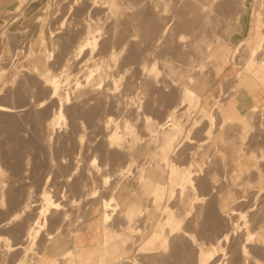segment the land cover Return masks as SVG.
Instances as JSON below:
<instances>
[{"label":"bare ground","instance_id":"obj_1","mask_svg":"<svg viewBox=\"0 0 264 264\" xmlns=\"http://www.w3.org/2000/svg\"><path fill=\"white\" fill-rule=\"evenodd\" d=\"M75 1H77V0H75ZM95 1H98V0H92L91 1V3L93 4ZM107 1V0H106ZM122 0H108V2H106L107 4L109 3L110 5V9L112 10H115L116 12L119 10L121 13H122V8L123 7H121L122 6V3H124V2H121ZM124 1V0H123ZM134 2H135V0H133ZM133 1H131L130 2V4L131 3H133L134 4V2ZM137 1V0H136ZM175 1V0H174ZM186 1H188V0H186ZM190 1V0H189ZM187 2V3H190V2ZM218 1L219 0H193L191 3H190V6L192 7V5H193V7L191 8V7H189L190 8V11H189V8H188V11H187V7H185L184 9L182 8V6L181 5H179L181 2H184V4L186 3L185 1H182V0H179V1H177L176 2V4H178V2H180L178 5H177V7L181 10L182 9V11H184V10H186L187 12H192L194 15H191V16H193V17H191L190 15H188L187 14V12L186 11H184V12H177L178 13V15L180 14L181 15V17L180 18H183V17H185V16H182L183 15V13H185L184 15H187V16H190L191 18H189V17H187V18H185L184 20L182 19H180V21L178 20V22L174 25L173 23H172V20H173V16L171 17V16H169L168 14H167V12L168 11H166L167 9H168V5H166L167 4V2H168V0H150V2L152 3V5H151V10L150 9H148V7H146L145 8V4H144V2L146 3V4H148L147 2H148V0H146V1H144V0H138V2L136 3L135 2V4H139L138 5V7H137V5H133V6H136L138 9H137V12H136V8H134L135 10H131V12L133 11V14H135V15H137V16H135L136 18H138V17H141V18H143L144 20V26H145V31L144 30H142L143 28L142 27H144V26H142V20H141V18L139 19V20H141L140 22L138 21V24H139V26H138V28H139V30L137 29V31L135 32V34L139 31L140 32V30H141V33H142V31L143 32H145V36L144 37H146L145 39H143L142 37H141V35L139 34L138 36H140L141 37V39H139L138 38V36H137V38L139 39V41L140 40H144V42H146V44H150V45H152L153 43L151 42V38L153 39L154 38V36L153 37H151L154 33L155 34H158V32L156 33V30L157 29H159L158 31H159V35L158 36H156V38H154L153 40L155 41V43H154V45H155V47L157 46L158 48H159V44L163 41L164 43H162V44H164L165 45V47H167V48H169V50L168 49H166L165 47H163L162 45V51L160 50V49H158V48H153L152 46H150V47H148L149 45H147L146 47H148L149 49H146V50H149V51H147V54L144 52V51H146V50H144V47H143V45L145 44L144 42H143V45H140L142 48H143V52H141L140 50H138V51H140L141 53H145V55H148V56H151L153 53V57H152V59L151 60H149V59H147L145 56H144V54L142 55V56H144L143 58H144V61L143 60H141V62L139 61V63H142L141 65L142 66H140V64L139 63H134L133 65H134V68H135V71H137V72H135V74H133L131 77L129 76V78L130 79H127V82H126V84L124 83V88L123 89H121L122 87H121V85H120V87H117L118 86V84H121L120 82H119V80L121 79L119 76L120 75H118V80L116 79V81H118L119 83H115L114 84V86H111V83H112V85H113V80H112V82L111 83H109L110 84V87H112L113 89L111 90V91H109V90H107L108 89V87H105V86H107V85H105L104 84V82H103V87H105V88H107L106 89V91L104 90V89H102V90H104V91H100V87L102 86V79H103V77L105 78V73L108 71H106V69H105V66H106V64H108V60H106L105 59V57L104 58H101V60L99 59V61L98 62H96V65H97V67L96 68H91V69H89V77H88V80H90V78H93L94 79V76H96V86L94 85V87L92 88L91 87V91L93 92H91L92 93V96L91 97H89L85 102L89 105L90 104V102H91V105H87L86 103V106H81L82 104H83V102L81 103V105H78L77 104V102H74V103H76L75 105H74V103H72L71 102V98H70V96H69V94H68V92H67V94L65 95V97H63V98H59V105H58V107H57V109L55 110V112L54 113H52V116H50V118H49V121H48V127H49V130H50V133H47L48 135H49V140H52V138H54L53 137V135H55L54 134V132L56 131V129H57V127H61L62 126V124H66V120H67V117L69 116H67V117H65L66 115L64 114L65 112V110L66 109H64L63 108V106H65V105H67L68 103H69V100H70V102H71V104L73 105V106H70L69 107V105H67V106H65V108L67 107L68 108V113H70V118H72V117H74V121L71 119V121H72V126L70 127L72 130H71V132H70V134H71V136H70V134H69V138L67 139L68 141L70 140L71 141V143H72V141H75V147H77L76 149H77V154L76 155H74V161L72 160V162H75L73 165H74V167H73V165H72V162H71V165H72V168H69V170H68V165L70 164H64V168H63V170H66L67 172L65 173L64 172V174H60V172L58 171V176L56 175V177L57 178H59L60 177V175L61 176H63V178H62V180H63V182L61 183V182H59L60 184H62V185H60V184H58V181H57V184L58 185H60V186H58V188L59 189H57V190H52L53 191V193H52V191H51V189L52 188H54V186L50 189L49 187H50V185L52 186V184H49V181H53V180H51V178L53 179V177H52V174L51 173H55V171L53 172V170H52V172H47V175L45 174V177H44V179H45V181H44V179H43V181H44V188L42 187V191L40 192V191H38L39 193H40V199L39 200H37V199H33V194L31 193V189L29 190L28 188L30 187H26V189L25 188H22V185H18V186H16L15 185V182H11V181H7L6 179H7V177H6V174L7 173H5L6 171H4L5 169L4 168H6V166L3 168L2 166L4 165H1L2 164V162H0V169H3V170H0V174H3L6 178H5V180H4V178H3V182L2 183H0V208L1 207H7V209L8 208H10V210L11 211H9V209L7 210V212L9 211V213H7V214H9V218H6V219H8V223L11 221H13V220H15V219H17L18 217L20 218V216L22 217V215H26L29 211H30V209L33 207V206H36V204L38 205L37 206V208L36 209H38V210H36L37 212H36V214H34L35 216L32 218V221H30L29 219H28V221H30V222H28V223H26V225H27V229L25 230V228L24 229H22L23 230V232H24V230H25V234H24V236H25V241H21V248L22 249H20V251H21V255H20V258L19 259H17V261L14 263V264H34V261H35V259L37 260L36 261V264H96V262L94 261V259L95 258H99L100 259V263L101 264H109L108 263V260L107 259H105L103 256H97V255H92V256H86V257H83L82 255H81V253H79V251H83V249H84V247H85V244L86 243H90V244H94L96 241H98L99 240V238H100V236H98V233H92L91 234V236H90V240L89 241H86V240H88L87 239V235H86V230L84 231L83 230V232H80L79 230H75L74 231V233H73V236H70V235H68V234H66L65 233V231L66 230H68V229H70L69 227L71 226V225H74V224H72V217H71V213L73 212L72 210V207L74 208V206H79L81 203H83V201H85L86 199L88 200V199H90V198H93V200L94 199H96L97 198V196H100L102 193H101V190H99V188L101 187H99V185L97 184V180H96V176H95V174L97 175V174H100V176H102L103 177V182H101V183H104L105 185L107 184V183H112L111 182V175H114V173L112 174L111 173V170L113 169V171H114V169L115 168H117V167H119V163H120V161H122V160H124V158L125 159H129V161L130 160H133V161H135L134 160V158H135V155L131 152V149L132 148H135L136 146L137 147H139L140 145L138 144V145H136V146H127L128 145V143L127 142H129L128 140H127V136H126V134L127 133H129L131 136H130V141H132V140H137L138 141V139H139V136L137 135V134H135L134 133V129H137V127L138 128H140L139 127V124L137 125V127L135 128L134 126H133V124H131V123H134V125H135V120H134V122H131L130 123V121H132V120H130L128 117L131 115L130 113H131V108H132V106H133V108H136V110H135V112L137 111V112H139L138 114L139 115H141L142 113H144V114H146V113H148L149 112V110H151V108H152V105H153V107H155V106H157V104H159V102H161V100L163 99V98H165L167 95L165 94V91L164 90H168V88L170 87V86H173V85H177L178 87V90H179V95H180V97H179V101L177 102V103H175V100H176V98L178 99V96L176 95V92H174V91H172V93H171V95L170 96H173L171 99H173L174 98V96L176 97L175 99H174V103L172 104V103H170L169 105H173V106H171V108L169 107V106H167L168 108H170V109H168V108H165V109H167V110H169V111H167L166 113V115H165V117H164V119L163 120H157V121H159V124L157 125V128H156V130H153L149 125H148V121L152 118H154L155 117V115H153L151 118H150V112H153V110L152 111H150L148 114L149 115H146V118H147V123H145V128H146V130L148 131V133H149V137H147V140H146V145H147V147L150 149V152H151V155H150V157H148V159H146L143 163H141L140 165L138 164L137 166H136V168H128V167H126L125 168V170L123 171V173L125 174V176L126 177H130V179L128 180L129 182L130 181H133V182H135L136 184H137V186L135 185V188H134V190L133 191H131L130 192V194L131 195H133V194H136V193H139V192H141V191H143L144 190V194H145V196H146V199H145V201H144V203L142 204V205H132V207H130V208H128L127 209V211H126V213H124V216H125V225L127 224L131 229H134V230H136V226H137V228H138V225H136L137 224V221L139 222V220L140 219H142V217H141V215L142 214H144V220H143V222H144V224H146V222H150V221H148V219H150V211H151V209L153 208V209H161V210H164L165 212H166V214H165V223L167 224V229H166V232H167V234H164V233H162V232H159V231H154L153 233H152V237L149 239V241H148V243L146 244V246L145 247H140L139 248V251H137V253H141V252H144V249H146V248H149V246L150 245H155L154 243H156V241H159V245H161V249L163 250V251H166V249H167V247H168V243H169V237H171V236H173V235H178V236H180L179 234H183L184 236L186 235L187 237H189V240H191V243L193 244V245H196L197 246V251H196V256H197V261H196V264H210L209 262H213L214 260V257L218 254V255H220V257L218 258V259H222L221 261V263L220 264H264V140H262L263 139V137H262V139L261 138H259V141L258 142H260V144L259 143H257V139H255V138H257V136H256V134H252L253 132L252 131H250V129H252L251 127H253L254 125H253V123H255V122H253L252 121V118H254L253 116H255L256 117V115H255V113L258 111L259 113H261L262 115H263V119H262V121H263V124H264V98H262L263 96H264V74L263 75H258L259 77H258V80H246L245 78H243V72H242V70H236V74H235V78H236V83H234L235 85L236 84H238L239 86H238V89L237 90H241L240 92H239V94H238V96H233L232 98H230V99H228L229 98V96H230V92L227 94V100H226V102L224 103V104H220V105H222V107L219 105V103L218 102H220V100H221V95H223L224 94V92H225V90H223V86L221 85H219V87L217 88V89H219L218 90V92H217V90H216V92H215V94H213V90L211 89V87H212V85H213V83H212V80H214V79H212V78H210V76H209V78L208 79H205V80H199V79H197L198 78V74L199 73H202L203 71H209V70H211V69H209L211 66H213V64H214V67H215V69H216V72H217V75L218 74H220L221 73V66H218V65H215V61L216 60H220V58L221 57H225V59H226V57H228L229 56V54H228V50H229V48H231V43H229V41H228V38H227V36H226V38L224 37L225 36V34H221V33H219L220 32V30L218 31V32H216V34L214 35L215 37L214 38H212L213 37V33H215V32H212L211 33V28H213V27H216V23H214L215 24V26H213V23H212V21L214 20L213 18L214 17H216V15L215 16H213V18H212V16H207V14H206V11H208L209 12V14L208 15H210L211 14V12H213L214 11V9H216L217 7L216 6H214L216 3H218ZM222 2H223V0H221ZM70 2V1H69ZM72 2V1H71ZM70 2V3H71ZM74 2V1H73ZM99 2H100V0H99ZM99 2H97V3H99ZM103 2V1H102ZM164 2V3H163ZM220 2V1H219ZM221 2V3H222ZM232 2H234V0L232 1ZM256 2V6H257V8H259V10H263L264 9V0H256L255 1ZM55 3V2H54ZM87 3V2H86ZM90 2H89V4H91ZM129 3V2H128ZM171 3H173V1L171 2ZM193 3V4H192ZM215 3V4H214ZM235 3H237L236 1L233 3V4H235ZM72 4V3H71ZM88 4V3H87ZM96 4V3H95ZM100 4V3H99ZM127 4V3H126ZM169 5H170V2L168 3ZM175 4V3H174ZM192 4V5H191ZM64 5V4H63ZM102 5V4H101ZM124 5V4H123ZM149 5V4H148ZM187 5V4H186ZM217 5V4H216ZM219 5L220 4H218L217 6L219 7ZM232 5V3H231V1L229 0H226V2H225V0H224V2H223V4H221V6L220 7H222L221 8V11H223L224 9H226V12H227V10H229V9H231L230 8V6ZM240 7H241V10L239 9V12L237 11V15L238 14H240V12L243 10L244 11V8H246V6H244V4H243V0H241V4H238ZM66 6V5H65ZM68 6V5H67ZM66 6V7H67ZM69 6H71V5H69ZM82 6V5H81ZM80 6V7H81ZM90 6V5H89ZM92 6V5H91ZM97 6V5H96ZM104 6V5H103ZM132 6V5H131ZM147 6V5H146ZM181 8H180V7ZM187 6H189V4L187 5ZM233 6V5H232ZM236 6V5H235ZM65 7V8H66ZM72 7H73V5H72ZM93 7V6H92ZM105 7H106V4H105ZM126 8L128 7V6H125ZM149 7H150V5H149ZM171 7V6H170ZM169 7V8H170ZM174 7H175V5H174ZM216 7V8H215ZM220 7H219V9H220ZM87 9H89L88 7H86ZM98 8V7H97ZM107 8V7H106ZM128 8H130V7H128ZM176 8V7H175ZM234 8V7H233ZM63 9V8H62ZM68 8H66V10H67ZM75 9V8H74ZM84 9V8H83ZM96 9V8H95ZM125 8H123V11L124 12H126L125 10H124ZM178 9V10H179ZM69 10H71V8L70 9H68V12H69ZM73 10V9H72ZM71 10V11H72ZM92 10V9H91ZM99 10V9H98ZM110 10V11H111ZM232 10H234V9H232ZM237 10V9H236ZM76 11V9L73 11V12H75ZM88 11V10H87ZM93 11H95V10H93ZM155 11H158V15H157V13H155ZM161 12V16L160 17H164L166 14L168 15V17L166 16V17H164V18H161V19H163L162 21H161V19H159V14H160V12ZM177 11V10H176ZM194 11V12H193ZM220 11V10H219ZM230 11V10H229ZM255 11V10H254ZM64 12H65V9H64ZM115 12V13H116ZM131 12H129V13H131ZM135 12V13H134ZM216 12H217V14H218V11H217V9H216ZM216 12H213L214 14L216 13ZM224 12V11H223ZM225 12V13H226ZM232 12V11H231ZM235 12V11H234ZM11 13V12H10ZM70 13V12H69ZM86 13V12H85ZM88 13V12H87ZM97 12H95V14H96ZM99 13V12H98ZM101 13V12H100ZM108 13H109V10H108ZM117 13H119V12H117ZM126 13H128V12H126ZM126 13L123 15V13H122V15L121 16H119L118 14H117V16H119V17H121L122 18V16L124 17V19L126 20V19H129V18H127V17H130V16H127L126 15ZM128 13V14H129ZM177 13H175L174 14V16L177 14ZM182 13V14H181ZM192 13H190V14H192ZM212 13V14H213ZM220 14H222L221 12H219ZM228 13V12H227ZM65 14V13H64ZM64 14H63V16H64ZM68 14V13H67ZM72 14V13H71ZM76 14V13H75ZM74 14V15H75ZM110 14H112L113 15V13L111 12ZM120 14V13H119ZM132 14V13H131ZM130 14V15H131ZM206 14V15H205ZM229 14V13H228ZM263 14V13H262ZM10 15V14H9ZM70 15V14H69ZM82 15V14H81ZM87 15V14H86ZM89 15H91V14H89ZM106 15H108V14H106ZM115 15V14H114ZM125 15L127 16V17H125ZM164 15V16H163ZM173 15V14H172ZM201 15H203V16H205L206 18L207 17H209L210 19H212V21L211 20H209V21H211V23L212 24H209V25H212L213 27H211V28H209V26H208V30L210 29V31H207V30H202V29H199V28H201L202 26V28L204 29V28H206L207 27V25H206V23L204 22V17L203 16H201ZM230 15V14H229ZM132 16V15H131ZM200 16H201V18H202V20H203V24H202V21H201V18H200ZM221 16H223V14L221 15ZM226 15H224V17H225ZM232 16V15H231ZM66 17V16H65ZM75 17V16H74ZM77 17H78V14H77ZM76 17V18H77ZM83 17V16H82ZM86 17V16H85ZM84 17V18H85ZM92 17V16H91ZM133 17H134V15H133ZM223 17V18H224ZM227 17H229V16H227ZM227 17H226V20H229V19H227ZM234 17V16H233ZM11 18H13V17H11ZM10 18V19H11ZM116 18H118V17H116ZM136 18H130V19H136ZM177 18H178V16H177ZM176 17H175V19H177ZM199 18H200V21H201V27L199 26V22H198V20H199ZM217 18V17H216ZM220 18V17H219ZM222 18V20H225V19H223ZM230 19L232 18V17H229ZM9 19V20H10ZM59 20H60V18H58ZM71 19V18H70ZM89 19V18H88ZM95 19H96V17H95ZM119 19V18H118ZM124 19H122L121 21H122V23H123V20ZM130 19H129V22L131 23V21H130ZM137 19V20H138ZM218 19V18H217ZM217 19H215L216 20V22L217 21H220L221 20V18H220V20H217ZM239 19V18H238ZM260 19L261 20H263V18H261L260 16H259V21H257V23H256V25H255V32L249 37V38H246V40L244 41V46H242V48H240V47H235V55H236V57H235V60L234 61H232L233 62V64L235 65V64H241V65H243V63H244V61L245 60H247L248 59V56H249V58H250V70H252L253 68H255L256 66H258L257 68H260V69H262V71H263V73H264V59L262 58V56H263V54L261 53L262 51V47H263V43H264V28L262 27V24H263V21H261L260 22ZM4 20H5V18H4ZM6 20H7V18H6ZM5 20V21H6ZM58 20V21H59ZM65 20V19H64ZM83 20V19H82ZM86 20V19H85ZM93 20V19H92ZM97 20V19H96ZM207 22H209L207 19H205ZM8 21V20H7ZM75 21V20H74ZM98 21V20H97ZM116 21H118V20H116ZM120 21V22H121ZM128 21V20H127ZM161 21V22H160ZM177 21V20H176ZM254 21V20H253ZM9 22V21H8ZM56 22V21H55ZM69 22H71V21H69ZM84 22V21H83ZM82 22V23H83ZM126 22V21H125ZM128 22V23H129ZM214 22V21H213ZM232 22V21H231ZM234 22H235V20L233 21V23L231 24V26L233 25V27H234V25H236V24H234ZM68 23V22H67ZM75 24H76V22H74ZM81 23V24H82ZM90 23V22H89ZM128 23L126 22V24H127V26L128 27H126V26H124V28L126 27V30H127V32L128 31H132L133 29V26H136V22L134 23V25H132L131 27V30L129 29H127V28H129L130 27V23H129V25H128ZM160 23H161V26H160ZM219 23V22H218ZM217 23V24H218ZM226 23V22H225ZM242 23V22H241ZM244 23V22H243ZM59 24V23H58ZM78 24V23H77ZM80 24V25H81ZM113 24V23H112ZM115 24V23H114ZM120 25H121V23H119ZM118 24V25H119ZM126 24H122V26L123 25H126ZM132 24V23H131ZM137 24V25H138ZM220 24H224V22L222 23V22H220ZM219 24V25H220ZM228 24H230V21H229V23ZM42 25V24H41ZM57 25V24H56ZM72 25V24H71ZM89 25V24H88ZM97 25V24H96ZM105 25V24H104ZM116 25H117V23H116ZM115 25V26H116ZM118 25H117V27H118ZM219 25H217V27L219 26ZM224 25H227V24H224ZM239 25H241L240 23H239ZM66 26V25H65ZM68 26V25H67ZM70 26V25H69ZM87 26V25H86ZM110 26V25H109ZM109 26H107V27H109ZM112 26V25H111ZM222 26V25H221ZM230 26V27H231ZM4 27V26H3ZM52 27V26H51ZM57 27H58V25H57ZM60 27H61V25H60ZM113 27V26H112ZM115 27V29H120V28H123V27ZM137 27V26H136ZM136 27H134V28H136ZM224 27V26H223ZM222 27V28H223ZM227 27V26H226ZM225 27V28H226ZM232 27V28H233ZM242 27H243V25H242ZM62 29H63V26L61 27ZM82 27H80V29H81ZM86 28V27H85ZM84 28V29H85ZM88 28V27H87ZM89 28H91L90 26H89ZM103 28V27H102ZM124 28H123V30L122 29H120V31H121V36H123V37H121V38H124V35L125 34H123L122 35V33H124L123 31H125V33H126V30H124ZM219 28V27H218ZM221 28V27H220ZM225 28H223V29H225ZM236 28V27H235ZM44 29V28H43ZM66 29V28H65ZM108 29V28H107ZM110 29H111V27H110ZM113 29H114V27H113ZM112 29V30H113ZM115 29L113 30V31H115ZM198 29L200 30V32L198 31ZM214 30L216 29L217 30V28H213ZM222 29V30H223ZM244 29V28H243ZM51 30H52V28H51ZM56 30V29H55ZM70 30V29H69ZM68 30V31H69ZM86 30V29H85ZM90 30V29H89ZM92 30V29H91ZM214 30H212V31H214ZM234 30H237V28L236 29H234ZM238 30L240 31V28H238ZM59 31H61V30H59ZM59 31H58V33H59ZM82 31V30H81ZM93 31V30H92ZM92 31H89V32H87V33H89V35L83 40V41H80V43L79 44H77V43H75V44H77V46L75 47V49H76V56H81L84 52H85V49H87L88 47L87 46H90V45H92V46H95L96 44H97V37H96V35L94 34V32H92ZM96 31V30H95ZM119 30H118V32H120ZM43 32V31H42ZM51 32V31H50ZM62 32V31H61ZM70 32V31H69ZM79 32H80V30H79ZM83 32V31H82ZM104 32H105V30H104ZM117 32V33H118ZM138 32V33H139ZM211 33V34H209V35H212V37L210 36V37H208L209 35L207 34V33ZM17 33V32H16ZM23 33L24 32H22V35H23ZM32 33V32H31ZM54 32H52V34H53ZM63 33V32H62ZM61 33V34H62ZM73 33V32H72ZM86 32H84L83 34H85ZM105 33H107V31L105 32ZM104 33V34H105ZM112 33H114V32H112ZM115 33H116V31H115ZM116 33V34H117ZM129 33V32H128ZM127 33V34H128ZM132 33V32H131ZM196 33H200V34H196ZM21 34V33H20ZM27 34V33H26ZM25 34V35H26ZM51 34V35H52ZM67 34H68V32H67ZM66 33H65V35H67ZM79 34V33H78ZM78 34H76L77 35V37H78ZM108 34V33H107ZM125 35V36H129L130 34H128V35ZM134 34V32H133V34L132 35H135ZM176 34L178 35V37L176 38L177 39V44H174V42H176V40L175 41H173L174 40V36L173 35H175L176 36ZM15 35V34H14ZM13 35V36H14ZM42 35V34H41ZM56 35H58V34H56ZM56 35H54V36H56ZM64 35V36H65ZM68 35H70V34H68ZM75 35V36H76ZM80 35H81V33H80ZM87 34H85V36H86ZM102 35H103V33H102ZM21 36V35H20ZM29 36V35H28ZM61 36H63V35H61ZM60 36V37H61ZM71 37L73 36V35H70ZM74 36V37H75ZM111 36V35H110ZM110 36H109V38H110ZM119 36V34L117 35V38H119L118 37ZM169 37V38H167V37ZM188 36H189V38H188ZM194 36V37H193ZM9 37H10V35H9ZM8 37V38H9ZM24 37V36H23ZM52 37V36H51ZM58 37H59V35H58ZM67 37L68 36H66V40H67ZM106 37V36H105ZM115 37H116V35H115ZM135 37V36H134ZM12 38V37H11ZM56 38V37H55ZM69 38L70 37H68V42L70 41L69 40ZM82 38V37H81ZM80 38V39H81ZM84 38V37H83ZM100 38V37H99ZM103 38H104V36H103ZM112 38H114L113 37V35H112ZM112 38H110V39H112ZM117 38L115 39V40H117ZM120 38V39H121ZM128 38H130L128 41H133V42H136L135 40H133V37H131V36H129ZM127 38V39H128ZM132 38V39H131ZM165 38V39H164ZM62 39H63V37H62ZM79 39V38H78ZM125 39H126V37H125ZM126 39V40H127ZM137 39V40H138ZM227 39V43H225L226 40ZM45 40V39H44ZM53 40V39H52ZM59 41V40H61V39H56L55 40V42L56 41ZM71 40H74L73 38L71 39ZM100 40V39H99ZM107 40V39H106ZM126 40H124V42H122L123 43V45H122V43H121V45H122V48H123V46L125 45V44H127V43H129L128 41L125 43V41ZM152 40V41H153ZM21 41V40H20ZM24 41V40H23ZM57 41V42H58ZM62 41V40H61ZM79 41V40H78ZM101 41H102V39H101ZM111 41V40H110ZM110 41H109V43H110ZM118 42H119V40H117ZM121 41H123V40H121ZM139 41H138V44L137 43H133V45L131 44V47L133 46L134 47V45H137L138 47H139ZM225 41V42H224ZM46 42V41H45ZM64 41H62L61 42V45H62V43H63ZM66 42V41H65ZM103 42V41H102ZM112 43L113 42H116V41H111ZM219 42H222V45H220V46H218V49L216 50V51H214L213 52V49L215 48V45H216V43H219ZM53 43V42H52ZM59 44H60V41L58 42ZM67 43V42H66ZM71 43V42H70ZM73 43V42H72ZM99 43V42H98ZM105 43H107V41L105 42ZM108 43V46L110 47V44ZM125 43V44H124ZM140 43H142L141 41H140ZM54 44V43H53ZM55 44H57V43H55ZM100 44V43H99ZM113 44H115L116 45V43H113ZM118 44H120V43H118ZM229 46H228V45ZM238 44V43H237ZM64 45V44H63ZM104 45V44H103ZM102 45V46H103ZM121 45H117V48L119 49L120 48V46ZM30 46V45H29ZM32 46V45H31ZM54 46V45H53ZM72 46V45H71ZM137 46L135 47V48H137ZM160 46V47H161ZM189 46V47H188ZM65 47H68V45L66 46V44L64 45V48ZM87 47V48H86ZM108 47V48H109ZM111 47H114V49H116L115 48V46H111ZM125 47H127L126 49H128L127 51L129 52L130 50H129V47H130V44H129V46L128 45H125ZM131 47H130V49H131ZM132 47V50L129 52L130 54L128 55V56H125L126 54H125V52H126V50H125V48H124V50H120V51H118L117 49H116V51H113L112 49V51L111 52H113L112 53V58H114V59H119V58H121L122 57V55H124L123 57H122V59H124V57H129L128 59L130 60L131 58H133V59H135L137 62H138V60H140V58H141V53L139 54L138 53V51H137V49L135 50L134 48ZM151 47L155 50V51H157V53L155 54V52L153 51V53H151ZM188 47V48H187ZM191 47V48H190ZM233 47V46H232ZM54 48V47H53ZM59 48H60V45H59ZM63 48V47H62ZM62 48H61V51H62ZM72 48V47H71ZM94 48V47H93ZM66 49V48H65ZM74 49V50H75ZM95 49V48H94ZM139 49H141V48H139ZM164 49V50H163ZM166 49V50H165ZM64 50V49H63ZM67 50V49H66ZM73 50V49H72ZM89 50V49H88ZM91 50V49H90ZM160 50V51H159ZM169 51V52H167L166 53V51ZM245 50H247L248 52H247V54L245 53ZM58 51V50H57ZM60 51V50H59ZM98 51V50H97ZM124 52V54L123 53H121L120 54V52ZM166 53H164V52ZM264 51V50H263ZM46 52H48V51H46ZM69 52V51H68ZM93 52H95L94 50H93ZM127 52V53H128ZM41 53V52H40ZM39 53V54H40ZM61 53V52H60ZM69 53H71V52H69ZM98 53H100V52H98ZM101 53H102V51H101ZM100 53V54H101ZM164 53V54H163ZM169 53V54H168ZM90 54V53H89ZM92 54H94V53H92ZM91 54V55H92ZM95 54H96V52H95ZM120 54V56H119V58H118V55ZM168 54V55H167ZM261 54H262V56H261ZM42 55H44V54H42ZM109 55V56H110ZM138 55H140V58H139V56ZM34 56H35V54H34ZM46 56V55H45ZM135 56L137 57L138 56V60L135 58ZM84 57V56H83ZM86 57V56H85ZM89 57H90V55H89ZM95 57V56H94ZM100 57V56H99ZM101 57H102V55H101ZM108 57V56H107ZM106 57V58H107ZM232 57V56H231ZM34 58V57H33ZM88 58V55H87V57H86V59ZM91 58V57H90ZM98 58V57H97ZM143 58H141V59H143ZM108 59V58H107ZM127 59V58H126ZM126 59H124V60H126ZM69 60H70V57L68 56L67 57V59H66V61H65V64L64 65H66L67 66V64H68V62H69ZM93 60V59H92ZM94 60H97L96 59V57H95V59ZM123 60V61H124ZM129 60H128V62H129ZM134 60V61H135ZM108 61V62H107ZM120 61V60H119ZM122 61V63H124ZM132 61V60H131ZM135 61V62H136ZM226 61H227V59H226ZM128 62H127V60L125 61V63L124 64H128ZM48 63V62H47ZM118 63H120V62H118ZM94 64V63H93ZM111 64V63H110ZM126 64V65H127ZM131 64H132V62H131ZM130 64V65H131ZM135 64H136V66L137 65H139V67H135ZM33 65H35L34 64V62H33ZM122 65V64H121ZM132 65V66H133ZM111 66V65H110ZM120 66V65H119ZM34 67V66H33ZM117 68V67H116ZM119 68V67H118ZM122 68H123V66H122ZM244 68V67H243ZM242 68V69H243ZM36 70L37 69V71H39V74H40V78L42 79V82H43V84H45V85H49L51 88H50V92H51V94H50V96L51 97H54V96H56V94H58L59 93V91L61 90L60 88L62 87L63 88V86H61V80H59V78H58V76L56 75V74H53L52 72H51V70H43V71H40V70H38V68H33V70ZM131 69V68H130ZM137 69V70H136ZM207 69V70H206ZM209 69V70H208ZM228 69V68H227ZM34 70V72H37V71H35ZM95 70H96V73H95ZM125 70V69H124ZM127 70V69H126ZM129 70V69H128ZM132 70V69H131ZM195 70H198L199 72L196 74L195 72ZM230 70V69H229ZM110 71V70H109ZM133 71V70H132ZM130 72V71H129ZM213 72V71H212ZM227 72V71H226ZM15 73V72H14ZM33 73V72H32ZM122 73H124V72H122ZM127 73V72H126ZM133 73H134V71H133ZM205 73V72H204ZM247 73V72H246ZM36 74H38V73H36ZM107 74H108V72H107ZM167 75V77H168V80L169 81H166V79H167V77H166V79H165V77H163V75ZM11 75V74H10ZM13 75V74H12ZM34 75V74H33ZM109 75H110V77H111V74H110V72H109ZM116 75H117V73H116ZM129 75H131L130 73H129ZM206 75V74H205ZM221 75H223V73L221 74ZM245 75V74H244ZM17 76H18V72L16 73V75H15V77L13 78V80H15L16 81V78H17ZM107 76L108 75H106V78H107ZM112 76H115V73H114V75L112 74ZM125 76V75H124ZM212 76V75H211ZM36 77V76H35ZM123 77V76H122ZM106 78H105V82H106ZM124 78V77H123ZM126 78V77H125ZM213 78H214V75H213ZM222 78V77H221ZM233 78V77H232ZM235 78H233V79H235ZM10 79V78H9ZM19 79V78H18ZM33 79H34V77H33ZM112 79H114L113 77H112ZM134 79V80H133ZM13 80H11L12 82H13ZM122 80V79H121ZM138 80V81H137ZM35 81V80H34ZM107 81H109V79L107 80ZM115 81V82H116ZM228 81H230V80H227L226 82H228ZM25 82V81H24ZM138 83L137 84V87H135L136 86V84L135 83ZM225 82V83H226ZM233 82V81H232ZM232 82H230V83H232ZM39 83V82H38ZM78 83V82H77ZM89 83V82H88ZM90 83H92V82H90ZM89 83V84H90ZM107 83V82H106ZM107 83V84H108ZM208 83L210 84L211 83V87H209L208 86ZM225 83H222L223 85L225 84ZM13 84V83H12ZM23 84V83H22ZM21 84V85H22ZM94 84V83H93ZM135 84V85H134ZM161 84H164V87L163 88H161L162 86H161ZM203 84V85H202ZM35 85V84H34ZM37 85V84H36ZM226 85V84H225ZM224 85V86H225ZM227 85H229V87H231L230 86V84H228L227 83ZM226 85V86H227ZM234 85V86H235ZM89 86V85H88ZM79 87H81V83L79 82L77 85H76V89H78ZM82 87H84V86H82ZM167 87V88H166ZM175 87V86H174ZM172 89H173V87H171ZM176 88V87H175ZM226 88V87H225ZM231 88H233V86L231 87ZM60 89V90H59ZM79 89H81V88H79ZM261 89V90H260ZM17 90V89H16ZM63 90V89H62ZM86 90V89H85ZM97 90H99V91H97ZM131 90H133V91H135V94L134 95H130L131 93H130V91ZM227 91H228V89H226ZM80 91H83V90H80ZM79 91V94L77 95L76 93H74V94H76V98H77V96H79V95H83L84 94V92L86 93V91H84V92H80ZM97 91V92H96ZM107 91H109L110 92V94H111V98H112V96H114V95H118V97L117 96H115L116 98H114V100L112 99L111 101H114V103H113V105L110 103V99L108 98V96L110 97V95H109V93H107ZM170 91V90H169ZM232 91H233V89H232ZM236 91V90H235ZM16 92V91H15ZM21 92V91H20ZM61 92V91H60ZM74 92V91H73ZM76 92V91H75ZM78 92V91H77ZM88 92H89V90H88ZM94 92L96 93V95L94 94ZM234 92V91H233ZM91 93H88V94H90L91 95ZM120 93L121 94H123V98L125 99L124 100V103L126 104H124V111H125V109H130V110H126L128 113H129V116H128V114H127V118L126 119H124L125 117L123 116V120H124V122H122V124L121 123H119V117L121 116H119L118 118H114V117H116V115L113 117V114L111 113V114H108V113H110V112H106L107 113V115H104L105 116V118L104 117H102L103 116V114H102V116L99 114V113H103V111L106 109V108H108V105H111V107L112 106H114L115 107V102H116V104L117 105H119L120 104V102H122L123 100L121 99V97L119 96L120 95ZM130 93V94H129ZM167 93V92H166ZM225 93H227V92H225ZM237 93V92H236ZM23 94V93H22ZM21 94V95H22ZM64 94V93H63ZM62 94V95H63ZM113 94V95H112ZM126 94H128V95H130V96H127ZM249 94H253L255 97H256V101H254V100H247L248 99V97H249ZM262 94H263V96H262ZM20 95V96H21ZM85 95V94H84ZM84 95L83 96H81V97H84ZM225 95V94H224ZM232 95V94H231ZM61 96V95H60ZM74 96V95H73ZM126 96V97H125ZM17 97H18V95H17ZM32 97V96H31ZM72 97V96H71ZM80 97V96H79ZM78 97V98H79ZM80 97V98H81ZM85 97H87V95L85 96ZM148 97V98H147ZM225 96L223 97V98H226ZM21 98V97H20ZM74 98H75V96H74ZM146 98L148 99V102H145L146 101ZM215 98V100H213ZM222 98V99H223ZM22 99V98H21ZM44 99V98H43ZM109 99V100H108ZM168 99H170V97L168 98ZM30 100V99H29ZM167 99L165 98L163 101H164V103H165V101H166ZM67 102V104H65L64 102ZM79 102H81L80 100H78ZM224 101V100H223ZM33 102V101H32ZM41 102H42V100H41ZM41 102L39 101V103L38 104H41ZM44 103H45V100L43 101ZM43 102H42V104H43ZM169 102H172V101H169ZM119 103V104H118ZM163 103V102H162ZM162 103H160V104H162ZM30 104V103H29ZM80 104V103H79ZM35 105V104H34ZM77 105V106H76ZM116 105V106H117ZM155 105V106H154ZM202 105V115L203 116H206V120L209 122V125H206V123H205V127H203V129L204 130H207L205 133V135H207V136H205V137H209L210 139L212 138V136L214 135L215 136V134H214V132L213 131H215V129H217L216 127L217 126H215L216 124H217V121H216V115L218 116V115H220V117H222V118H220L221 120L220 121H218V129L219 128H221V129H223V128H226V127H228V125H230L229 127H231V125H237L238 126V129H240V131H241V134H240V132H239V130H238V132H239V134H236V135H238V136H236L233 132V134L236 136L235 138H237V139H235V140H237L238 141V139H239V141L238 142H236V144H238V146H237V149H238V153L240 154V157H239V160H238V164H236V165H234V169H232V170H235V172L237 171V172H239L240 171V174H242V173H245V172H247L248 171V177L246 178V179H244L245 178V176L243 175V177H242V179H241V181H239V180H233L232 178L234 177H231V181L230 180H225V181H227L226 183L224 182V184H226L225 185V187L224 188H222L221 190H219V192H217V193H219V195H218V197H219V199H218V197H217V200L216 201H218L217 203H215V207H216V209H217V207L219 206V210H220V213L219 212H216L215 210L216 209H214L215 207L213 206V205H211V206H213V207H210L209 208V206H207L208 207V211H207V213H206V216H205V220H203V226L204 227H206V228H208V229H212V230H215V229H218V228H222V227H220L221 226V219L223 218L224 219V223H225V229L224 230H222V231H220L221 232V234L217 237V240H215V242H213V243H210V241L209 242H207V243H203V242H199V238L197 239L196 238V236L194 235V234H191L192 232L191 231H189L188 229H189V227L188 228H186V219L187 218H189V216H191L192 215V213H195V210L197 209V203H199L198 201H195V199L193 198V196H191L192 198H191V203L190 204H188V205H190L189 206V208L187 209L188 210V212L187 213H185V215H182V214H178V213H176V211H174L173 210V206L171 205V202L170 201H172L177 195L178 196H181V197H187V196H185V195H189V192H188V190H187V187H190L191 189H193L194 191L195 190H197L196 188H198L197 187V185L198 184H196L197 183V181L195 182V177H196V175L195 174H193V171H192V169L194 168V164H193V161L191 160V161H189V163H185V165H184V162H183V160L182 159H179V155L177 156L178 157V159L181 161L182 160V162H183V166H182V169L180 170V172H179V178H178V180L177 181H174V180H172V185H171V188H170V193H169V195H168V197H167V200L163 203V204H159L158 203V201L156 202V203H152L151 201L153 200V198H157V197H162V195H163V190L161 189V188H158V190L157 191H153L152 192V197H150V198H148L147 196H149L148 194H149V192H150V188H151V186H152V184L153 183H156V181H154L153 180V176L155 175V174H157V173H161V169L160 168H158V167H163V168H168V169H170L171 170V174H173L176 170H177V167L179 166H177V164H178V161L176 160V158H174L175 156H173V157H171L170 156V154H171V152H175L176 154H178L177 153V150H179L178 149V147H180V145H178L179 144V142H178V144H176L175 143V141H176V139L183 133V131L185 130V124L187 123V121H189V117H187V119H186V121H184L183 120V118H182V116H184V114L185 115H189V113H194V111L197 109V107H199V106H201ZM27 106V105H26ZM122 106H123V104H122ZM135 106V107H134ZM162 107H163V105H161ZM160 106V107H161ZM13 107V106H12ZM111 107L109 106V108L111 109ZM119 107H121V106H119ZM166 107V106H165ZM239 107L240 108H244L245 110H244V112L243 113H240L239 112ZM156 108V107H155ZM154 108V109H155ZM159 108V107H158ZM64 109V110H63ZM109 109V110H110ZM116 109H118V107H116ZM119 109H122V107L121 108H119ZM153 109V108H152ZM215 109L216 110H218L219 111V109H220V111L222 110H224V111H227L228 112V114L227 115H224V114H222V116H221V114L220 113H218V111L215 113ZM0 110H9V107L7 106V104H6V106L5 105H3V104H0ZM11 110V109H10ZM20 110V109H19ZM38 110V109H37ZM107 110V109H106ZM105 110V111H106ZM148 110V111H147ZM159 110V109H158ZM261 112H260V111ZM108 111V110H107ZM111 111H113L112 109H111ZM117 111V110H116ZM115 111V113L117 114V112ZM124 111H123V109H122V112L124 113ZM130 111V112H129ZM143 111V112H142ZM156 111V110H155ZM154 111V112H155ZM165 111V110H164ZM2 112V111H1ZM5 112V111H4ZM118 112H121V110L119 111L118 110ZM127 112H125L123 115H125ZM11 113V112H10ZM35 113V112H34ZM67 113V114H68ZM133 113V112H132ZM165 113V112H164ZM218 113V114H217ZM15 114V113H14ZM78 114H81L79 117V121L78 120H76L75 119V116H77ZM105 114V113H104ZM120 114H122V113H120ZM137 114V113H136ZM261 114L259 115L260 116V121H261ZM118 115H119V113H118ZM117 115V116H118ZM135 115V114H134ZM138 115V116H139ZM143 115V114H142ZM142 115H141V117H142ZM151 115H152V113H151ZM163 115V114H162ZM39 116V115H38ZM84 117V119L82 120V117ZM12 117V116H11ZM10 117V118H11ZM35 117H36V115H35ZM122 117V116H121ZM135 117H137L136 115H135ZM258 117V116H257ZM3 118V117H2ZM18 118V117H17ZM23 118V117H22ZM131 118V117H130ZM161 118V117H160ZM197 118H199V116L197 117ZM218 118V119H219ZM4 119H6V118H4ZM48 119V118H47ZM69 119V118H68ZM115 119H117L118 120V122H115V121H117V120H115ZM137 119H138V117H137ZM136 119V121H138ZM139 119H140V117H139ZM144 119V118H143ZM151 119V120H152ZM156 119V118H155ZM24 120V119H23ZM76 120V121H75ZM121 120H122V118H121ZM4 121V120H3ZM10 121V120H9ZM25 121V120H24ZM27 121H30V120H27ZM33 121V120H32ZM140 121H141V123L143 122L142 121V118L140 119ZM261 121V122H262ZM5 123V122H4ZM10 123V122H9ZM16 122H14V124H15ZM20 123V122H19ZM32 123V122H31ZM30 123V124H31ZM258 123V122H257ZM12 124V123H11ZM143 124V123H142ZM204 124V123H203ZM256 124V123H255ZM260 124V123H259ZM41 125V124H40ZM202 125V124H201ZM253 125V126H252ZM261 125V124H260ZM13 126V125H12ZM35 126V125H34ZM140 126H142V125H140ZM143 126H144V124H143ZM206 126H208V127H206ZM226 126V127H225ZM4 127V126H3ZM32 127V126H31ZM65 127V126H64ZM133 127H134V129H133ZM197 127V126H196ZM202 127V126H201ZM201 127H200V129H201ZM234 127V126H233ZM257 127L258 126H256V129H257ZM261 127V126H260ZM263 127H264V125H263ZM21 128V130L20 131H22V127H20ZM44 128V127H43ZM144 128V127H143ZM145 128H144V130H145ZM190 128H194L193 127V125L190 127ZM198 128V127H197ZM197 128H195V130L197 129ZM212 128H214V129H212ZM48 129V128H47ZM59 129V128H58ZM199 129V130H200ZM203 129H201L200 131H203ZM235 129V128H234ZM259 130L261 129V128H258ZM258 129L256 130V131H258ZM264 129V128H263ZM142 130V129H141ZM194 130V129H193ZM225 130V129H224ZM231 130V129H230ZM233 130V129H232ZM248 130L250 131V132H252L251 134L252 135H254V136H256V137H254V139L255 140H253L255 143H257V144H255L252 140V145L253 146H251V144L250 145H248V148H249V150H251L252 149V147H253V150L254 149H256L257 147H255L254 148V146H257V145H259L258 147L261 149L260 150V154L259 153H257V154H259L258 156L257 155H253V154H251V156L252 157H250L251 159L252 158H254L253 160H255V162H254V167L253 168H251V170H249V168L245 165V161L243 160L246 156L245 155H247V154H249V151H248V149H245V150H247V151H245V152H243V149L244 148H246V146L244 145L245 143H246V141L244 140V139H246V135H247V133L246 132H248ZM8 131V130H7ZM18 132H19V130H17ZM35 131H36V129H35ZM42 131H44L43 129H42ZM63 131H64V128H63ZM70 131V130H69ZM98 131H100V134L99 135H101L102 136V138H101V141L99 142V141H97L98 139H97V137L99 136L98 134H94V133H97ZM137 131V130H136ZM139 132H141L140 130H138ZM235 131V130H234ZM260 131H263V130H260ZM260 131H258L259 133H260ZM41 132V131H40ZM59 132V131H58ZM66 132H67V130H66ZM138 132V133H139ZM195 132V131H194ZM0 133H1V131H0ZM4 133V132H3ZM57 133V132H56ZM196 133V132H195ZM200 133V132H199ZM201 133H203V132H201ZM258 133V134H259ZM11 134V133H10ZM29 134V133H28ZM97 135V136H94V135ZM167 134H168V136H167ZM249 134V133H248ZM251 134H250V136H251ZM30 135V134H29ZM61 135V134H60ZM67 135V134H66ZM147 135V134H146ZM196 135V134H195ZM194 134H193V136H189V135H187L186 136V138H187V141H188V144L189 143H195L196 142V139L194 140V136H195ZM260 135V134H259ZM258 135V136H259ZM19 136V135H18ZM62 136H64V135H62ZM100 136V137H101ZM142 136V135H141ZM217 136V135H216ZM229 136V135H228ZM232 136V135H231ZM17 137V136H16ZM23 137V136H22ZM48 137V136H47ZM46 137V138H47ZM99 137V138H100ZM128 137H129V135H128ZM199 137V136H198ZM197 137V138H198ZM203 137H204V135H203ZM204 137V138H205ZM225 137V136H224ZM230 137V136H229ZM228 137V138H229ZM247 137H248V135H247ZM261 137V136H260ZM9 138H10V136H9ZM17 138H19V137H17ZM217 138V137H216ZM226 138V137H225ZM249 138H251V137H249ZM15 139V138H14ZM45 139V138H44ZM47 139V140H48ZM54 139H56V138H54ZM61 139V138H60ZM145 139V138H144ZM251 139H253V137L251 138ZM260 139H261V141H260ZM1 140V139H0ZM12 140V139H11ZM10 140V141H11ZM43 140V139H42ZM199 140V139H198ZM200 140H202L203 142H204V140H206V142H204V144H206L207 143V141H208V139L206 138V139H200ZM199 140V141H200ZM219 140V139H218ZM230 140H232V138L230 139ZM229 140V141H230ZM10 141H8L9 143H12V142H10ZM45 141V140H44ZM57 141H59V140H57ZM65 142V144L66 143H68V144H66V148L67 147H69V142ZM142 141V140H141ZM198 141V142H199ZM244 141H245V143H244ZM28 142V141H27ZM47 142V141H46ZM52 142V141H51ZM61 142V141H60ZM201 142V141H200ZM202 142V143H203ZM232 142V141H231ZM16 143V142H15ZM29 143V142H28ZM32 143V142H31ZM56 144H57V142H55ZM74 143V142H73ZM76 143H77V145H76ZM132 143V142H131ZM185 143V142H184ZM255 145H254V144ZM19 144H20V142H19ZM22 144V143H21ZM20 144V145H21ZM41 144V143H40ZM62 144H64V142H62ZM246 144H249V142L248 143H246ZM4 145V144H3ZM6 145V144H5ZM16 145V144H15ZM34 145V144H33ZM49 145V144H48ZM186 145H187V143H186ZM184 146L183 145V147H187V146ZM196 145V144H195ZM194 145V146H195ZM224 145V144H223ZM8 146V145H7ZM29 146H30V144H29ZM36 146V145H35ZM59 146H60V144H59ZM62 146V145H61ZM60 146V147H61ZM71 146H72V144H71ZM193 146V145H192ZM199 146H203V144L201 145H198V147ZM234 146H235V141H234ZM251 146V147H250ZM40 147V146H39ZM43 147V146H42ZM41 147V148H42ZM55 147V146H54ZM62 147H64V146H62ZM128 147H129V149H128ZM182 147V145H181V148H183ZM196 147V146H195ZM236 147V146H235ZM244 147V148H243ZM70 148V147H69ZM73 148H74V144H73ZM189 148V147H188ZM187 148V149H188ZM191 148V147H190ZM189 148V149H190ZM224 148V147H223ZM251 148V149H250ZM43 149V148H42ZM47 149H48V147H47ZM56 149V148H55ZM60 149V148H59ZM75 149V150H76ZM89 149H91L92 151H94V153H92L93 154V157L92 158H90L89 159V161H87L86 163L85 162H83V163H85L84 164V174H79L80 172L79 171H82V168H83V163H81L82 161H83V159H82V157L83 156H81L82 154V152H85V151H87L88 152V150ZM137 149V148H136ZM184 149H186V148H184ZM183 149V150H184ZM193 149H194V147H193ZM198 150H199V148H197ZM237 149H235V150H237ZM17 150V149H16ZM32 150V149H31ZM35 150V149H34ZM37 150V149H36ZM100 150H101V152H100ZM253 150H251V151H253ZM29 151V150H28ZM27 151V152H28ZM48 151V150H47ZM62 151V150H61ZM64 151V150H63ZM66 151L68 152V150L66 149ZM65 151V152H66ZM90 151V150H89ZM190 151V150H189ZM250 151V152H251ZM32 152H33V150H32ZM36 152V151H35ZM58 152H59V150H58ZM179 152V151H178ZM187 152H188V150H187ZM248 152V153H247ZM256 152H259L258 151V149L256 150ZM1 153V152H0ZM10 153V152H9ZM18 153H20V151L18 152ZM28 153H30V152H28ZM57 153V152H56ZM101 154L100 156H102L101 157V159L99 158V160H98V157H97V154ZM181 153V152H180ZM183 153V152H182ZM191 152H189V154H190ZM196 153V152H195ZM247 153V154H246ZM254 153H255V151H254ZM4 154V153H3ZM11 154V153H10ZM66 154V153H65ZM70 154V153H69ZM81 154V155H80ZM84 154V153H83ZM214 154H216L215 152H214ZM238 154V155H239ZM5 155V154H4ZM35 155H37V153L35 154ZM53 155H55V154H53ZM175 155V154H174ZM181 155V154H180ZM185 155V154H184ZM217 155V154H216ZM15 156V155H14ZM22 156V155H21ZM33 156V155H32ZM59 156H60V153H59ZM67 156V155H66ZM69 156V155H68ZM73 156V155H72ZM87 157H88V155H86ZM85 156V157H86ZM228 156V155H227ZM16 157V156H15ZM24 157H26V155H24ZM36 157V156H35ZM39 157V156H38ZM51 157V156H50ZM49 157V158H50ZM55 157V156H54ZM84 157V158H85ZM87 157H86V159H87ZM90 157V156H89ZM185 157L186 158H188L189 159V157H187V155H185ZM184 157V158H185ZM2 158V157H1ZM4 158V157H3ZM2 158V159H3ZM41 158V157H40ZM47 158V156L45 157V159ZM57 158V157H56ZM60 158V157H59ZM58 158V159H59ZM66 158V157H65ZM70 158V157H69ZM72 158V159H73ZM191 158V157H190ZM216 158V157H215ZM18 159V158H17ZM33 159V158H32ZM68 159V158H67ZM127 159V160H128ZM19 160V159H18ZM37 160V159H36ZM53 160V159H52ZM55 160V159H54ZM211 160H213V159H211ZM6 161V160H5ZM10 161V160H9ZM21 161V160H20ZM69 161V160H68ZM86 161V160H85ZM188 160L186 159V162H187ZM215 161V160H214ZM218 161V160H217ZM228 161V160H227ZM16 162V161H15ZM23 162V161H22ZM37 162V161H36ZM40 162V161H39ZM50 162V161H49ZM135 162H137V161H135ZM224 162V161H223ZM4 163V162H3ZM35 163V162H34ZM46 163V162H45ZM60 163H61V160H60ZM122 163H123V161H122ZM121 163V164H122ZM125 163V162H124ZM123 163V164H124ZM128 163V162H127ZM140 163V162H139ZM180 164H181V162H179ZM214 163V162H213ZM216 163V162H215ZM20 164V163H19ZM80 164H82V165H80ZM218 164V163H217ZM219 164H221V163H219ZM228 164V163H227ZM234 164V163H233ZM233 164L231 165V166H233ZM13 165V164H12ZM15 165V164H14ZM18 165V164H17ZM22 165V164H21ZM25 165V164H24ZM31 165V164H30ZM50 165V164H49ZM56 165H57V163H56ZM58 165H60V164H58ZM67 165V166H66ZM70 165V166H71ZM80 165V166H79ZM116 165H118V166H116ZM156 167H155V166ZM210 165V164H209ZM19 166V165H18ZM35 166V165H34ZM52 166H54L55 168H56V166H55V163H53V165ZM52 166H50V167H52ZM82 166V167H81ZM122 166V167H121ZM206 166V165H205ZM212 166V165H211ZM214 166H215V164H214ZM217 166V165H216ZM17 167V166H16ZM24 167V166H23ZM37 167V166H36ZM60 167H62V165L60 166ZM81 167V170L79 169ZM196 167V166H195ZM200 167V166H199ZM14 168H15V166H14ZM19 168V167H18ZM40 168V167H39ZM53 168V167H52ZM59 167H57V169H58ZM120 169H124V166L123 165H120V167H119ZM213 168V167H212ZM233 168V167H232ZM11 169V168H10ZM31 169V168H30ZM49 169V168H48ZM57 169H55L56 171H57ZM60 169H62V168H60ZM59 169V170H60ZM118 169V168H117ZM117 169H115L116 171H117ZM120 169H118V171H120ZM122 169V170H123ZM205 169V168H204ZM211 169V168H210ZM213 169H215V168H213ZM231 169V168H230ZM21 170V169H20ZM25 170V169H24ZM208 170H209V168H208ZM219 170H220V168H219ZM14 171H16V170H14ZM35 171V170H34ZM33 171V172H34ZM61 171V170H60ZM112 171V172H113ZM202 171H204V170H202ZM210 171V170H209ZM215 171V170H214ZM225 171V170H224ZM2 172V173H1ZM17 172V171H16ZM40 172V171H39ZM217 172H218V170H217ZM13 173V172H12ZM18 173V172H17ZM20 174H21V172H19ZM24 173V172H23ZM29 173V172H28ZM32 172H30V174H31ZM38 173V171L36 172V174ZM62 173H63V171H62ZM122 173V172H121ZM120 173V175H122ZM204 173V172H203ZM203 173L201 174V175H203ZM206 173V172H205ZM29 174V175H30ZM40 174H43V173H40ZM78 174L80 175V176H78ZM208 174V173H207ZM216 174V173H215ZM9 175V174H8ZM17 175V174H16ZM37 175H39V174H37ZM231 175V174H230ZM233 175V174H232ZM231 175V176H232ZM235 175V174H234ZM238 175H239V173H238ZM246 176H247V174H245ZM23 176V175H22ZM54 176H55V174H54ZM76 176V177H75ZM99 176V175H98ZM211 176V175H210ZM209 176V177H210ZM229 176V175H228ZM241 176V175H240ZM0 177H1V175H0ZM19 177H21V176H19ZM26 177V176H25ZM30 177V176H29ZM35 177V176H34ZM38 177V176H37ZM43 177V176H42ZM116 177V176H115ZM119 177V176H118ZM120 177H122V176H120ZM214 177V176H213ZM224 177V176H223ZM236 177V176H235ZM15 177L13 176V179H14ZM16 178H18V177H16ZM36 178V177H35ZM41 178V177H40ZM55 178V177H54ZM117 178V177H116ZM172 178V177H171ZM202 178H204V176L202 177ZM201 178V179H202ZM215 178V177H214ZM226 178H227V176H226ZM229 178V177H228ZM200 179V180H201ZM210 179V178H209ZM216 179V178H215ZM14 180H16V179H14ZM38 180V179H37ZM55 180H57V179H55ZM61 180V181H62ZM99 180V179H98ZM204 180V179H203ZM2 181V180H1ZM42 181V180H41ZM41 181H40V183H41ZM123 181V180H122ZM199 181V180H198ZM11 182V183H10ZM18 182V181H17ZM54 183L56 182V181H53ZM52 182V183H53ZM209 182V181H208ZM211 182V181H210ZM213 182V181H212ZM218 182V181H217ZM221 182H223V181H221ZM12 183H14V184H12ZM29 183V182H28ZM31 183V182H30ZM30 183H29V185H30ZM100 183V184H101ZM119 183V181H118V179H117V184ZM134 183V184H135ZM198 183H200V185L201 184H205L206 182H203L202 183V181L201 182H198ZM214 183V182H213ZM109 184V185H110ZM214 184H216V183H214ZM218 184V183H217ZM216 184V185H217ZM35 185V184H34ZM116 185V184H115ZM215 185V186H216ZM222 185H223V183H222ZM56 186V185H55ZM113 186V185H112ZM123 186V185H122ZM161 186H162V184H161ZM199 186V185H198ZM210 186H212V184L210 185ZM214 186V187H215ZM217 186H219V185H217ZM61 187V188H60ZM104 187V186H103ZM116 187V186H115ZM201 187H203L204 189H205V187L203 186V185H201ZM223 187V186H222ZM31 188V187H30ZM40 188V187H39ZM200 188V187H199ZM198 188V189H199ZM206 188H207V186H206ZM35 189V188H34ZM56 189V188H55ZM208 189V188H207ZM217 189H220V188H217ZM216 189V190H217ZM109 190V189H108ZM215 190V191H216ZM56 191V192H55ZM100 191V192H99ZM103 191V190H102ZM111 191V194L110 193H108V194H110L109 196H102L101 197V204H102V208H103V210H102V224H103V227H104V233H105V236H104V238L102 239V242L105 244L104 246H108L109 244H111V242H114L117 238H118V236H119V232H117L116 230H112V222H113V218H114V216H116V215H114V214H116L118 211H119V214H120V211H122L123 210V208H124V206H125V203H122V202H120V201H118V199L116 198V195L115 194H113V191H114V187H113V191H112V189L110 190ZM109 191V192H110ZM124 191V190H123ZM128 191V190H127ZM193 191V195L195 194V192ZM200 191H202V188H201V190ZM203 191H205V190H203ZM211 191H212V189H211ZM215 191L213 190L212 192H214L215 193ZM54 192H55V194H54ZM104 192V191H103ZM206 192H208V191H206ZM100 193V194H99ZM105 193V192H104ZM123 193V192H122ZM121 193V194H122ZM127 193V192H126ZM198 194L196 195V200H198V199H200L201 198V196H200V193L199 192H197ZM202 193V192H201ZM56 194H58V195H56ZM128 194V193H127ZM204 194H205V192H204ZM210 194V193H209ZM206 195V194H205ZM208 195V194H207ZM212 195H213V193H212ZM215 195V194H214ZM36 196V195H35ZM56 196H58L57 198H56ZM125 196V195H124ZM210 196V195H209ZM96 197V198H95ZM183 197V198H184ZM190 197V195L187 197V198H189ZM100 198V197H99ZM98 198V199H99ZM182 198V199H183ZM202 199V198H201ZM210 199H211V197H210ZM86 200V201H87ZM97 200V199H96ZM184 200H186V198L184 199ZM189 200H190V198H189ZM209 200V199H208ZM40 201V202H39ZM127 201V200H126ZM207 201V200H206ZM205 201V202H206ZM214 201V200H213ZM36 202H39V203H36ZM182 202H183V200H182ZM86 203V202H85ZM136 203V202H135ZM212 203V202H211ZM197 204V205H196ZM200 204V203H199ZM184 205H186V203L184 204ZM210 205V204H209ZM218 205V206H217ZM85 206H87V205H85ZM93 206V205H92ZM205 206V205H204ZM82 207V206H81ZM84 207V206H83ZM191 207V208H190ZM198 207H200V206H198ZM34 208V207H33ZM80 208V207H79ZM2 209V208H1ZM83 209V208H82ZM195 209V210H194ZM5 210V208L2 210L3 212H6V210ZM178 210V209H177ZM199 210V209H198ZM200 210H201V212L203 211V209L200 207ZM218 210V211H219ZM194 211V212H193ZM3 212H1L0 211V213H3ZM35 212V211H34ZM33 212V213H34ZM76 212V211H75ZM124 212V211H123ZM11 213V214H10ZM29 213H31V212H29ZM32 213V214H33ZM91 213V212H90ZM122 213V212H121ZM197 213H198V211H197ZM4 214H6V213H4ZM6 214V215H7ZM78 214H79V212H78ZM147 214V215H146ZM198 214H201V213H198ZM198 214H196V217H199L200 215H198ZM203 214V213H202ZM201 214V215H202ZM1 215V214H0ZM6 215H4L5 217H6ZM24 215V216H25ZM27 215H29V214H27ZM57 216V218L56 219H58L57 221H56V223L54 224V229L53 230H50V227H51V224L53 225V223L51 222V220H50V217H52V216ZM77 215V214H76ZM122 215H123V213H122ZM121 215V216H122ZM146 215V216H145ZM198 215V216H197ZM31 216H33V215H31ZM193 216V215H192ZM223 216V217H222ZM118 217H120V216H118ZM141 217V218H140ZM202 217H203V215H202ZM201 217V218H202ZM236 217H240V220H242V221H240V222H238L237 220H235V218ZM1 218V217H0ZM4 218V217H3ZM54 218V217H53ZM52 218V219H53ZM79 219H80V216L78 217ZM116 218V217H115ZM122 218H124V217H122ZM140 218V219H139ZM22 220L23 219H25V217L24 218H21ZM191 218H189V220H190ZM192 219H193V217H192ZM3 220V219H2ZM1 220V221H2ZM18 220V219H17ZM22 220L20 221L19 220V222H22ZM49 220H50V222H49ZM188 220V221H189ZM194 220H195V217H194ZM198 220V219H197ZM200 220H202V219H200ZM238 220H239V218H238ZM16 221V220H15ZM14 221V222H15ZM24 222H25V220H23ZM192 221V220H191ZM5 222V221H4ZM4 222H3V225H4ZM6 222H7V220H6ZM5 222V224H7ZM14 222H13V224H14ZM17 222V221H16ZM115 222V221H114ZM120 222V221H119ZM141 222V221H140ZM194 222V221H193ZM193 222H191V223H193ZM74 223V222H73ZM117 223V222H116ZM118 224V223H117ZM202 223L200 222V225H201ZM14 225H16V223L14 224ZM22 223L20 224L19 223V225H16V227H20V228H22V226L24 227V225H22ZM120 225V224H119ZM143 225V224H142ZM188 225H190V224H188ZM198 225H199V222H198ZM200 225L198 226V227H200ZM11 226H12V224H11ZM87 226V230L88 231H93V229H95V228H97V218H96V216H93V214H92V218L90 219V221L88 222V224L86 225ZM120 226H123V227H125L124 226V224H122V225H120ZM145 226H150V225H145ZM16 227H14V229H16ZM140 227V226H139ZM142 227V226H141ZM192 227V226H191ZM204 227H202V228H204ZM201 228V227H200ZM205 228V229H206ZM12 229V228H11ZM11 229H10V231H11ZM13 229V230H14ZM120 229V228H119ZM118 229V230H119ZM122 229V228H121ZM148 229V228H147ZM204 229V230H205ZM12 230V231H13ZM19 230V229H18ZM112 230V231H111ZM221 230V229H220ZM44 231H46L45 232V235H47V237L45 236V239H47V240H45L44 242L46 243V241H47V244L45 245V246H41V247H43V248H41V247H39V248H41V250H36V248H34L35 246L34 245H36V247H38L39 245H38V241H39V237L41 236V234L44 232ZM193 231H194V229H193ZM216 231H218V230H216ZM17 232V231H16ZM20 232V231H19ZM22 232V233H23ZM191 232V233H190ZM21 233V234H22ZM203 233V232H202ZM209 233V232H208ZM207 233V234H208ZM12 234H14V233H12ZM20 234V233H19ZM20 234V235H21ZM134 234V233H133ZM212 234V233H211ZM219 233L217 232V235H218ZM23 235V234H22ZM21 235V236H22ZM183 235H181V236H183ZM205 235V234H204ZM17 236H18V234H17ZM16 236V237H17ZM20 236V237H21ZM184 236H183V238H184ZM206 236V235H205ZM210 236V235H209ZM212 236V235H211ZM215 236V235H214ZM15 237V238H16ZM200 237V236H199ZM20 239H23L22 237L20 238ZM42 239V238H41ZM24 240V239H23ZM137 240V239H136ZM179 240V239H178ZM184 240V239H183ZM188 240V241H189ZM202 240V239H201ZM200 240V241H201ZM209 240H212L213 241V239H209ZM10 241V240H9ZM8 240L6 241V243H5V245L8 247L9 245H11V243L9 242ZM181 241V240H180ZM211 241V242H212ZM41 242V241H40ZM39 242V243H40ZM186 242V241H185ZM225 243L226 244V248H223V247H225V246H223V247H221L222 245H221V243ZM175 243H177V241L175 242ZM188 243V242H187ZM224 243H223V245H224ZM227 243H228V246H227ZM229 243H230V245H229ZM18 244H19V242H18ZM179 244H181V243H179ZM179 244H177L178 245V247H180V249H178L177 248V250H179V251H181V253H182V250L184 249V247H181ZM15 245H17V244H15ZM38 245V246H37ZM43 245H44V243H43ZM73 245V246H72ZM175 245V244H174ZM188 245V244H187ZM190 245V244H189ZM221 245V246H220ZM5 246V247H6ZM169 246H171V245H169ZM195 246V247H196ZM19 247V248H20ZM127 247H128V245H127ZM173 247H175V246H173ZM187 247V246H186ZM185 247V248H186ZM38 248V249H39ZM169 248H171V247H169ZM176 248V247H175ZM174 248V249H175ZM9 249H10V247H9ZM127 249V248H126ZM192 249V248H191ZM194 250H195V248H193ZM161 250V251H162ZM170 250V249H169ZM222 250V251H221ZM19 251V252H20ZM48 252V254H50L49 255V260H47V258H43V254L42 253H44V252ZM184 251V250H183ZM193 251V250H192ZM219 251H221V254H220V252ZM178 252V251H177ZM176 252V253H177ZM189 252V251H188ZM171 253H172V251H171ZM180 253V252H179ZM190 253V252H189ZM7 254V253H6ZM144 254V253H143ZM174 254H175V252H174ZM2 255H4V254H2ZM19 255V254H18ZM179 255V254H178ZM183 255V254H182ZM193 255V254H192ZM12 256V255H11ZM79 256V257H78ZM176 256V255H175ZM222 256H223V258H222ZM8 257V256H7ZM142 257H143V255H142ZM155 257V256H154ZM157 257V256H156ZM174 257V256H173ZM184 257V256H183ZM218 257V256H217ZM144 258V257H143ZM151 258V257H150ZM178 258H180V257H178ZM139 260H140V258H138ZM153 259V258H152ZM157 259V258H156ZM164 259V258H163ZM190 259V258H189ZM215 259H216V257H215ZM7 260V259H6ZM5 260V261H6ZM10 260V259H9ZM47 260V261H46ZM1 261H2V259H1ZM152 261V260H151ZM167 261V260H166ZM171 261V260H170ZM174 261V260H173ZM178 261V260H177ZM182 261V260H181ZM185 261V260H184ZM183 261V262H184ZM38 262V263H37ZM142 262V261H141ZM186 262V261H185ZM190 262V261H189ZM216 262V264H217V260L215 261ZM220 262V261H219ZM10 263V262H9ZM124 263V262H123ZM140 263V262H139ZM167 263H168V261H167ZM131 264V263H130ZM144 264V263H143ZM183 264V263H182ZM195 264V263H194Z\"/></svg>","mask_w":264,"mask_h":264},{"label":"rangeland","instance_id":"obj_2","mask_svg":"<svg viewBox=\"0 0 264 264\" xmlns=\"http://www.w3.org/2000/svg\"><path fill=\"white\" fill-rule=\"evenodd\" d=\"M72 3H70V2ZM74 1V2H73ZM91 1L92 0H77V1H75V0H0V104H3V105H5L6 106V104H7V106L9 107V110H0V131H1V133H0V162H2V164L1 165H3L2 167L4 168L5 166H6V168H4L5 170L4 171H6L7 169V171L5 172V173H7L6 174V177H7V181H11V182H15V185L16 186H18V185H22V188H25L26 189V187L28 188L29 186L31 187H29L28 189L31 191V193L33 194V199H37V200H39L40 198V193L38 192V191H42V187L44 186V181H45V179H44V177H45V174L47 175V172L49 171V172H52V170H53V172L55 171V176H54V174L53 173H51L52 174V177H53V179L51 178V180H53V181H56L55 183L53 182V181H49V184H52V186L50 185V189L54 186V188H52L51 189V191L52 190H57V189H59L58 188V186H60V185H62V184H60L59 182H63V180H62V178H63V176H61L60 175V177L59 178H57L56 177V175L58 174V171L60 172V174H64V172L66 173L67 171L66 170H63V168L65 167L64 166V164H67L68 165V170H69V168H72V165L75 163V162H72V160L74 161V155H76L77 153V147H75V141H72V143H71V141L69 140H67L70 136H71V134H70V132H71V126H72V121H71V119L74 121V117H72V118H70V113H68V108L66 107L65 108V106H67V105H69V107L70 106H73L72 104H71V102L72 103H74V102H77V104L78 105H81V103L83 102V104L81 105V106H86V100L89 98V97H91L92 96V91H91V87L93 88L94 87V85L96 84L95 82H96V76H94V79L93 78H90V80H88V77H89V69H91V68H96L97 67V65H96V62H98L99 61V59L101 60V58H104L105 57V59L106 60H108L107 62H108V64H106V66H105V69H106V71L108 72V74H107V72L105 73V78H106V75H108L107 76V78H106V82L108 83H111L112 82V80L114 81L113 82V85H112V83H111V86H114V84L116 83H121V84H118V86L117 87H120V85H121V89H123L124 88V83L126 84V82H127V79H130L129 78V76L131 77L133 74H135V72H137V71H135V68H134V63H139V61L141 62V60H143L144 61V58L146 57L147 59H149V60H151L152 59V57H153V51L155 52V54L157 53V51H155L154 49L155 48H158L157 46L155 47V45H154V43H155V39L154 38H156V36H158L159 35V29H157L156 30V33L158 32V34H153L151 37H153L154 35V40L151 38V42L153 43L152 45H150V44H146V42H144V40L142 41V40H140L142 43H140V41H139V39H141V37L143 36H145V26H144V19L143 18H141V17H138L139 19L141 18V20H139L138 18H136L135 16H137V15H135V14H133V11L131 12V10H135L134 8H136V12H137V7H138V5L139 4H135V2L137 3L138 2V0L136 1L135 0V2L133 1V0H122L121 2H124V3H122V6L121 7H123V8H125L124 10L126 11V12H131V13H126V12H124L123 11V8H122V13H123V15L126 13V15L127 16H130V17H127L126 15H125V17H127V18H136V19H130V21H131V23L129 22V19H124V17L122 16V18L121 17H119V16H121L122 15V13L118 10L117 12H119V13H117L115 10H111L110 9V4L108 3H106V2H108V0L106 1V0H100V2H99V0L98 1H95L93 4L91 3ZM103 1V2H102ZM131 1H133L134 2V4L135 5H137V7L136 6H133L134 4L133 3H131L130 4V2ZM144 1H146V0H144ZM173 1V3H171ZM177 1H179V0H168V2H167V4L166 5H168L167 7H168V9L166 10V11H168L167 12V14L169 15V16H173L174 18H173V20H172V23L174 24L175 22L177 23L178 22V20L180 21V19L182 20H184L185 18H187V17H189V18H191V17H193V16H191V15H194L192 12H187L188 11V8L189 7H191L190 6V3L193 1V0H188L190 3H187L188 1H186V0H182V1H185L186 3L184 4V2H178V4L179 5H181L182 3V8L184 9L185 7H187V11L186 10H184V11H186L187 12V14L188 15H190V16H187V15H184L185 13H183V15L182 16H185V17H183V18H180L181 17V15L179 14L178 15V11L179 12H184V11H182V9L180 10L178 7H177V5L178 4H176V2ZM208 1V0H207ZM220 1V2H219ZM218 1V3H216L217 5L218 4H220L219 5V7L221 6V4H223V2H224V0H223V2L221 1V0H219ZM229 1V0H228ZM231 1V3H232V5L230 6V8L231 9H229V10H227V12L230 14H228L227 12H226V9H224L223 11H221V8L222 7H220V9H219V7L215 4L214 6H216L215 8L217 9V11H218V14H217V12H216V9H214V11L213 12H216L215 14L213 13V12H211V14L210 15H208L209 14V12L208 11H206V14H207V16H212V18H213V16H215L216 15V17L218 18H216V17H214L213 19V21H212V19H210L209 17H205V16H203V15H201V16H203L204 18V22L206 23V25L209 23V24H212L213 23V26H215V24L214 23H216V27H213L212 25H207V27L206 28H202L201 27V25L203 24V20H202V18H201V16H200V18H201V21H202V24H201V21H200V18H199V20H198V22H199V26L201 27V28H199V29H202V30H207V31H210V29L208 30V26H209V28H211V27H213V28H217V30L215 29H213V28H211V33L212 32H215V33H213L212 35H213V37H212V35H209V34H211L210 32L209 33H207L209 36L208 37H212V38H214L215 36V34H216V32H218L219 30H220V32L219 33H221V34H225V38H226V36H227V38H228V41H229V43H231L230 45H231V48H229V50H228V54H229V56L228 57H226V59H227V61H226V59H225V57H221L220 58V60H216L215 61V65H218V66H221L222 68H221V73L220 74H218L217 75V72H216V69H215V67H214V64H213V66H211L209 69H211V70H209V71H203L202 73H199L198 74V78L197 79H199V80H205V79H208L209 78V76H210V78H212V79H214V80H212V83H213V85H212V87H211V83L209 84L208 83V86L209 87H211V89L213 90V94H215V92H216V90H217V92H218V90L219 89H217L218 87H219V85L221 86H223L222 88H223V90H225V92H227V93H225L224 92V94L223 95H221L220 97H221V100H220V102H218L219 103V105L222 103V104H224L225 102H226V100H227V94L230 92V96H229V98L228 99H230V98H232L233 96H238V94H239V92L241 91V90H237L238 89V84H234V83H236V78L234 77L235 76V74H236V70L238 69V70H242V72H243V78H245L246 80H258V75H263L264 73H263V71H262V69H260V68H257L258 66H256L255 68H253L252 70H250V58H249V56H248V59L247 60H245L244 61V63H243V65H241V64H233V62L232 61H234L235 60V57H236V55H235V47H240V48H242V46H244V41L246 40V38H249L254 32H255V25H256V23H257V21H259V16L261 17V18H263V20H261L260 19V22L261 21H263V24H262V27L264 28V9L262 10H259V8H257V6H256V0H243V4H244V6H246V8H244V11L242 10L241 12H240V14H238L237 15V11L239 12V9L241 10V5L239 6L238 4H241V0H234V2L236 1L237 3H235V4H233L234 2H232L233 0H230ZM55 2V3H54ZM88 4H87V3ZM89 2L91 3V4H89ZM97 2H99V3H97ZM129 2V3H128ZM170 2V5L168 4ZM222 2V3H221ZM225 2H226V0H225ZM96 3V4H95ZM127 3V4H126ZM149 5H150V7H149V5L148 4H146L145 2H144V4H145V8L146 7H148V9H150L151 10V5H152V3L150 2V0H148V2H147ZM164 3V2H163ZM175 3V4H174ZM64 4V5H63ZM102 4V5H101ZM105 4H106V7H105ZM124 4V5H123ZM189 4V6H187V5ZM193 4V3H192ZM191 4V5H192ZM67 7H66V6ZM69 5H71V6H69ZM72 5H73V7H72ZM82 5V6H81ZM90 5V6H89ZM93 7H92V6ZM97 5V6H96ZM104 5V6H103ZM132 5V6H131ZM147 5V6H146ZM174 5H175V7H174ZM236 5V6H235ZM81 6V7H80ZM125 6H128V7H130V8H126ZM171 6V7H170ZM185 6V7H184ZM68 8V9H70L71 8V10H69V12H68V9L66 10V8ZM86 7H88L89 9H87ZM98 7V8H97ZM170 7V8H169ZM180 7V6H179ZM192 7H193V5H192ZM191 7V8H192ZM234 7V8H233ZM63 8V9H62ZM76 9V11L75 12H73L75 9ZM84 8V9H83ZM96 8V9H95ZM181 8V7H180ZM64 9H65V12H64ZM92 9V10H91ZM99 9V10H98ZM179 9V10H178ZM186 9V8H185ZM232 9H234V10H232ZM237 9V10H236ZM88 10V11H87ZM93 10H95V11H93ZM108 10H109V13H108ZM111 10V11H110ZM177 10V11H176ZM220 10V11H219ZM255 10V11H254ZM189 11H190V8H189ZM232 11V12H231ZM235 11V12H234ZM11 12V13H10ZM86 12V13H85ZM88 12V13H87ZM95 12H97L96 14H95ZM99 12V13H98ZM101 12V13H100ZM113 13V15L112 14H110V13ZM116 12V13H115ZM160 12V11H159ZM194 12V11H193ZM219 12H221L222 14H223V16H221L222 14H220ZM226 12V13H225ZM65 13V14H64ZM68 13V14H67ZM72 13V14H71ZM76 13V14H75ZM135 13V12H134ZM155 13H157V15H158V11H155ZM175 13H177L175 16H174V14ZM190 13H192V14H190ZM213 13V14H212ZM263 13V14H262ZM10 14V15H9ZM63 14H64V16H63ZM70 14V15H69ZM75 14V15H74ZM77 14H78V17H77ZM82 14V15H81ZM87 14V15H86ZM89 14H91V15H89ZM106 14H108V15H106ZM115 14V15H114ZM117 14L119 15V16H117ZM132 16H131V15ZM163 15L164 17H168V15ZM173 14V15H172ZM182 14V13H181ZM205 14V15H206ZM133 15H134V17H133ZM224 15H226L225 17H224ZM232 15V16H231ZM66 16V17H65ZM75 16V17H74ZM83 16V17H82ZM86 16V17H85ZM92 16V17H91ZM161 16V12H160V14H159V19H161V18H164V17H160ZM177 16H178V18H177ZM227 16H229V17H232L231 19L229 18V17H227ZM234 16V17H233ZM244 16H245V19H246V21L248 22V24L247 25H249V27H248V32H247V34H246V32H245V30H246V25H244V20H243V18H244ZM253 16H255V18H254V21H253ZM11 17H13V18H11ZM77 17V18H76ZM85 17V18H84ZM95 17H96V19L98 20H96L95 19ZM116 17H118V18H116ZM175 17L177 18V19H175ZM221 18V20H220V18ZM224 17V18H223ZM226 17H227V19H229V20H226ZM4 18H5V20H6V18H7V20L9 21H5L4 20ZM11 18V19H10ZM58 18H60V20L58 19ZM71 18V19H70ZM89 18V19H88ZM169 18V17H168ZM222 18L223 19H225V20H222ZM239 18V19H238ZM10 19V20H9ZM65 19V20H64ZM83 19V20H82ZM86 19V20H85ZM93 19V20H92ZM122 19H124L123 20V23H122ZM138 19V20H137ZM205 19H207L208 21L209 20H211L212 21V23H211V21H209V22H207ZM215 19H217V20H220V21H217L216 22V20ZM59 20V21H58ZM75 20V21H74ZM116 20H118V21H116ZM128 20V21H127ZM163 19H161V21H162ZM177 20V21H176ZM235 20V22H234V24H236V25H234V27H233V25L231 26V24L233 23V21ZM56 21V22H55ZM69 21H71V22H69ZM84 21V22H83ZM121 21V22H120ZM128 23H130V27L129 28H127L128 30L130 29L131 30V26L132 25H134V23L136 24V26H133V30L130 32V31H128L127 32V30H126V27H128L127 26V24H126V22ZM138 21L142 24V26H144V27H142L143 29L142 30H144L145 32H143L142 31V33H141V30H140V32L138 33H136L135 34V32L137 31V29L139 30V28H138V26H139V24H138ZM160 21V22H161ZM229 21H230V24H228L229 23ZM232 21V22H231ZM253 21V25H250V23ZM68 22V23H67ZM74 22H76V24L74 23ZM83 22V23H82ZM90 22V23H89ZM219 22V23H218ZM220 22H224V24H227V25H224V24H220ZM226 22V23H225ZM242 22V23H241ZM59 23V24H58ZM78 23V24H77ZM82 23V24H81ZM113 23V24H112ZM115 23V24H114ZM116 23H117V25L119 24V23H121V25L119 24L118 25V27H123L124 28V26H126L125 28H124V30H126V33H125V31H123L124 33H122V35L123 34H130L129 36H131V37H133V40H135L136 42H133L132 40L131 41H128L130 38H128L127 36H125L124 35V38H121V37H123V36H121V31L123 30V28H120V29H122L121 31H120V29H118L120 32H118V30L117 29H115V27H117V25H116ZM129 23H128V25H129ZM175 23V24H176ZM218 23V24H217ZM239 23L241 24V25H239ZM42 24V25H41ZM58 25V27H57V25ZM72 24V25H71ZM81 24V25H80ZM89 24V25H88ZM97 24V25H96ZM105 24V25H104ZM122 24H126V25H123L122 26ZM138 24V25H137ZM140 24V25H141ZM174 24V25H175ZM220 24V25H219ZM60 25H61V27L63 26V29L60 27ZM66 25V26H65ZM68 25V26H67ZM70 25V26H69ZM87 25V26H86ZM110 25V26H109ZM114 27V29H115V31H116V33H115V31H113L114 29H113V27ZM116 25V26H115ZM217 25H219L218 27H217ZM222 25V26H221ZM242 25H243V27H242ZM4 26V27H3ZM52 26V27H51ZM89 26L91 27V28H89ZM107 26H109V27H107ZM160 26H161V23H160ZM224 26V27H223ZM227 26V27H226ZM231 26V27H230ZM80 27H82L81 29H80ZM86 27V28H85ZM88 27V28H87ZM103 27V28H102ZM110 27H111V29H110ZM117 27V28H118ZM134 27H136V28H134ZM221 27V28H220ZM225 28V29H223V28ZM233 27V28H232ZM237 28V30H234V29H236ZM44 28V29H43ZM51 28H52V30H51ZM66 28V29H65ZM86 30H85V29ZM108 28V29H107ZM238 28H240V31L238 30ZM244 28V29H243ZM56 29V30H55ZM70 29V30H69ZM90 29V30H89ZM93 31H92V30ZM113 29V30H112ZM198 29V31L200 32V30ZM219 29V30H218ZM223 29V30H222ZM59 30H61V31H59ZM70 32H69V31ZM79 30H80V32H79ZM83 32H82V31ZM96 30V31H95ZM104 30H105V32L107 31V33H105L104 32ZM212 30H214V31H212ZM43 31V32H42ZM51 31V32H50ZM58 31H59V33H58ZM89 31H92V32H94V34L96 35V39H97V44L95 45V46H92V45H90V46H87L86 48L87 49H85V52L79 57V56H76V49H75V47L77 46V44H79L80 43V41H83L88 35H89V33H87V32H89ZM17 32V33H16ZM22 32H24L23 33V35H22ZM32 32V33H31ZM52 32H54L53 34H52ZM67 32H68V34H70V35H73L72 37L70 36V35H68L67 34ZM73 32V33H72ZM84 32H86L85 34H87L86 36H85V34H83ZM112 32H114V33H112ZM133 32H134V34L135 35H132L133 34ZM21 33V34H20ZM27 33V34H26ZM62 33V34H61ZM65 33L67 34V35H65ZM79 33V34H78ZM80 33H81V35H80ZM102 33H103V35H102ZM105 33V34H104ZM15 34V35H14ZM26 34V35H25ZM42 34V35H41ZM52 34V35H51ZM56 34H58L59 35V37H58V35H56ZM76 34H78V37H77V35ZM119 34V38H117V35ZM127 34V35H128ZM141 35V37L140 36H138V35ZM197 35L198 34H200V33H196ZM9 35H10V37H9ZM14 35V36H13ZM21 35V36H20ZM29 35V36H28ZM54 35H56V36H54ZM61 35H63V36H61ZM65 35V36H64ZM76 35V36H75ZM111 35V36H110ZM112 35H113V37L114 38H112ZM115 35H116V37H115ZM24 36V37H23ZM52 36V37H51ZM61 36V37H60ZM66 36H68V37H70L69 38V42H68V37H67V40L65 39L66 38ZM75 36V37H74ZM103 36H104V38H103ZM106 36V37H105ZM109 36H110V38H112V39H110L109 38ZM135 36V37H134ZM137 36H138V38H137ZM175 38H174V40L173 41H175L176 40V42H174V44H177V37H178V35L176 34V36L175 35H173ZM9 37V38H8ZM12 37V38H11ZM56 37V38H55ZM62 37H63V39H62ZM82 37V38H81ZM84 37V38H83ZM100 37V38H99ZM125 37H126V39H125ZM142 37V38H143ZM167 37V36H166ZM194 37V36H193ZM61 39L62 41H64L63 43H62V45H61V40H59L60 41V44L56 41L55 42V40L56 39ZM74 39V40H71V39ZM79 38V39H78ZM81 38V39H80ZM117 38V40H119V42L117 41V40H115ZM121 38V39H120ZM146 37H144L143 39H145ZM167 38H169V37H167ZM188 38H189V36H188ZM45 39V40H44ZM53 39V40H52ZM100 39V40H99ZM101 39H102V41H101ZM107 39V40H106ZM132 39V38H131ZM138 39V40H137ZM165 39V38H164ZM21 40V41H20ZM24 40V41H23ZM79 40V41H78ZM116 41V42H113V43H116V45L115 44H113L111 41ZM121 40H123V41H121ZM124 40H126L125 41V43L128 41L129 43H127V44H125V45H128L129 46V44H130V47H131V44L133 45V43H137L138 44V41H139V47L137 46V45H134V49L136 50L137 49V51L138 50H140L141 52H143L144 50H146V49H149L148 47H150V46H152L151 47V53H153L151 56H148V55H145V53L147 54V51H149V50H146V51H144L145 53H141L140 51H138V53L141 55V58H143L144 56V58L143 59H141L140 58V55H138L139 56V58H140V60H138L139 58H138V56L136 57L135 56V58L138 60V62L135 60V59H133V58H131L130 60L128 59L129 57H124V59H126L127 60V62H128V60H129V62H128V64L126 65V64H124L125 63V61L126 60H124V59H122V57L125 55V56H128L130 53V51L132 50V47H131V49H130V47H129V52L127 51L128 49H126L127 47H125V45L123 46V48H122V45H123V43L122 42H124ZM153 40V41H152ZM46 41V42H45ZM67 43H66V42ZM107 41V43H105ZM109 41H110V43H109ZM226 41V42H225ZM224 42L225 43H227L228 41H227V39L225 40ZM54 44H53V43ZM71 42V43H70ZM73 42V43H72ZM79 42V43H78ZM100 44H99V43ZM133 42V43H132ZM143 42L145 43L144 45H143ZM55 43H57V44H55ZM75 43H77V44H75ZM108 43L110 44V47L108 46ZM118 43H120V44H118ZM121 43H122V45H121ZM148 43V42H147ZM162 43H164L163 41L159 44L160 46L162 45L163 47H165V45L164 44H162ZM238 43V44H237ZM66 44V46L68 45V47H65L64 48V45ZM104 44V45H103ZM30 45V46H29ZM32 45V46H31ZM54 45V46H53ZM59 45H60V48H59ZM72 45V46H71ZM103 45V46H102ZM117 45H121L120 46V48L118 49L117 48ZM140 45H143V47H144V50H143V48L140 46ZM147 45H149L148 47H146ZM220 45H222V42H219V43H216V45H215V48L213 49V52L214 51H216L217 49H218V46H220ZM228 45V44H227ZM111 46H115V48L118 50V51H120V50H124V48H125V50H126V52H125V54H124V52L122 51V52H120V54L121 53H123L124 55H122V57L120 56V54L118 55V58H119V56L121 57V58H119V59H114V58H112V53L113 52H111L112 50L113 51H116V49H114V47H111ZM137 46V48H135ZM159 46V48L158 49H162V46L160 47ZM229 46V45H228ZM233 46V47H232ZM54 47V48H53ZM63 47V48H62ZM72 47V48H71ZM95 49H94V48ZM109 47V48H108ZM189 47V46H188ZM187 47V48H188ZM61 48H62V51H61ZM139 48H141V49H139ZM146 48V49H145ZM166 49H168L169 50V48H167V47H165ZM191 48V47H190ZM263 49L261 50L262 52V54H263V56H262V54H261V56H262V58L264 59V43H263V47H262ZM64 49V50H63ZM73 49V50H72ZM75 49V50H74ZM89 49V50H88ZM91 49V50H90ZM112 49V50H111ZM160 49V50H161ZM165 49V50H166ZM58 50V51H57ZM60 50V51H59ZM93 50L96 52V54H95V52H93ZM98 50V51H97ZM159 50V51H160ZM164 50V49H163ZM166 51V53L167 52H169V51ZM46 51H48V52H46ZM71 52V53H69V52ZM101 51H102V53H101ZM162 51V50H161ZM41 52V53H40ZM61 52V53H60ZM98 52H100V53H98ZM128 52V53H127ZM164 52V51H163ZM247 50H245V53L247 54ZM40 53V54H39ZM90 53V54H89ZM92 53H94V54H92ZM165 53V52H164ZM163 53V54H164ZM165 53V54H166ZM34 54H35V56H34ZM42 54H44V55H42ZM92 54V55H91ZM111 54V55H110ZM128 54V55H127ZM144 54V56H142ZM169 54V53H168ZM167 54V55H168ZM46 55V56H45ZM87 55H88V58L86 59V57H87ZM89 55H90V57H89ZM101 55H102V57H101ZM110 55V56H109ZM70 57V60H69V62H68V64H67V66L66 65H64L65 64V61H66V59H67V57ZM84 56V57H83ZM86 56V57H85ZM96 57V59L97 60H94L95 59V57ZM100 56V57H99ZM104 56V57H103ZM108 56V57H107ZM232 56V57H231ZM34 57V58H33ZM98 57V58H97ZM108 59H107V58ZM145 58V59H146ZM93 59V60H92ZM120 60V61H119ZM124 60V61H123ZM132 60V61H131ZM136 62H135V61ZM122 61L124 62V63H122ZM33 62H34V64L35 65H33ZM48 62V63H47ZM118 62H120V63H118ZM131 62H132V64H131ZM134 62V63H133ZM94 63V64H93ZM111 63V64H110ZM143 63V62H142ZM142 63H139L140 64V66H142L143 64ZM122 64V65H121ZM131 64V65H130ZM142 64V65H141ZM111 65V66H110ZM120 65V66H119ZM133 65V66H132ZM34 66V67H33ZM122 66H123V68H122ZM38 68V70H40V71H45V70H51V72L53 73V74H56L57 76H58V78H59V80H61V86H63V88L61 87L59 90L61 91H59V93L58 94H56V96H54V97H51L50 96V94H51V90H50V86L49 85H45V84H43V82H42V79L40 78V74H39V71H37V69L35 70V71H37V72H34V70H33V68ZM117 67V68H116ZM119 67V68H118ZM135 67H139V65H137L136 66V64H135ZM244 67V68H243ZM134 71V73H133V71L131 70V69ZM228 68V69H227ZM243 68V69H242ZM125 69V70H124ZM127 69V70H126ZM129 69V70H128ZM230 69V70H229ZM110 70V71H109ZM137 70V69H136ZM207 70V69H206ZM130 71V72H129ZM196 72V74L199 72L198 70H195ZM213 71V72H212ZM227 71V72H226ZM15 72V73H14ZM18 72V76H17V78H16V81L15 80H13V78L15 77V75H16V73ZM33 72V73H32ZM109 72H110V74H111V77H110V75H109ZM122 72H124V73H122ZM127 72V73H126ZM205 72V73H204ZM247 72V73H246ZM36 73H38V74H36ZM95 73H96V70H95ZM114 73H115V76H112V74L114 75ZM116 73H117V75H116ZM129 73L131 74V75H129ZM223 73V75H221ZM11 74V75H10ZM13 74V75H12ZM34 74V75H33ZM206 74V75H205ZM245 74V75H244ZM118 75H120L119 77L122 79H120L119 80V82L118 81H116V79L118 80ZM125 75V76H124ZM212 75V76H211ZM213 75H214V78H213ZM36 76V77H35ZM124 78H123V77ZM167 77V75H163V77ZM33 77H34V79H33ZM112 77L114 78V79H112ZM126 77V78H125ZM166 77H165V79H166ZM222 77V78H221ZM235 78V79H233V78ZM10 78V79H9ZM19 78V79H18ZM105 78L103 77V81H102V86L99 88L100 89V91H106V89L107 88H105V87H108V89L107 90H109L110 88V90L109 91H111L113 88L112 87H110V84L108 83H106L105 82ZM109 79V81H107ZM11 80H13V82L11 81ZM35 80V81H34ZM134 80V79H133ZM170 80V79H169ZM168 80V77H167V79H166V81H169ZM227 80H230V81H228V82H226ZM25 81V82H24ZM116 81V82H115ZM138 81V80H137ZM233 81V82H232ZM259 81V80H258ZM39 82V83H38ZM80 82L81 83V87H79V88H81V89H76L75 87H76V85L78 84V83ZM90 82H92V83H89ZM103 82H104V84L105 85H107V86H105V87H103L104 85H103ZM124 82V83H123ZM226 82V83H225ZM230 82H232V83H230ZM13 83V84H12ZM23 83V84H22ZM94 83V84H93ZM222 83H225L226 85H227V83L228 84H230V86L232 85L233 86V88H231V87H229V85H223ZM22 84V85H21ZM35 84V85H34ZM37 84V85H36ZM136 84V86L135 87H137V82L135 83ZM134 84V85H135ZM89 85V86H88ZM203 85V84H202ZM235 85V86H234ZM82 86H84V87H82ZM96 86V85H95ZM161 88H163L164 87V84H161ZM176 88H175V87ZM110 87V88H109ZM171 87H173V89L171 88ZM178 86L177 85H173V86H170L169 88H168V90L166 91V90H164L165 91V94L167 95L165 98L167 99L166 101H165V103H164V99L165 98H163L162 100H161V102H159V104H157V106H155V107H153V105H152V108H151V110H149V112L150 111H152L153 110V112H148L149 114H150V118L153 116V115H155V117L151 120H149L148 122V125L153 129V130H156V128H157V125L159 124V121H157V120H163L164 119V117H165V115L167 114L166 112L167 111H169V110H167V109H165V108H168L167 106H169L170 108H171V106H173V105H169L170 103H174V99L176 98L175 96H174V98L173 99H171L173 96H170L171 95V93H172V91H174V92H176V95L178 96V99L176 98V100H175V103H177L178 101H179V97H180V95H179V90H178V88H177ZM226 87V88H225ZM104 89V90H102V89ZM167 88V87H166ZM17 89V90H16ZM63 89V90H62ZM87 91H86V90ZM226 89H228V91L226 90ZM232 89H233V91H232ZM80 90H83V91H80ZM88 90H89V92H88ZM170 90V91H169ZM236 90V91H235ZM261 90V89H260ZM16 91V92H15ZM21 91V92H20ZM74 91V92H73ZM76 91V92H75ZM78 91V92H77ZM79 91L82 93V92H84V91H86V93L84 92V97H81V96H83V95H79V96H77V98H76V94L78 93L79 94ZM97 91H99V90H97ZM96 91V92H97ZM109 91H107V93H109V95H110V97L108 96V98L110 99L111 98V94H110V92ZM67 92H68V94H69V96H70V100H71V102H70V100H69V103L67 104V102L65 101L64 103L65 104H67V105H65V106H63V108L64 109H66L64 112V114L66 115L65 117H67L68 115V117H67V120H66V124H62V126L61 127H57V129H56V131L54 132V134L55 135H53V137L54 138H56V139H54V138H52V140H49L48 138H49V135L47 134V133H50V130H49V127H48V121H49V118H50V116H52V113H54L55 112V110L57 109V107H58V103H59V98H63V97H65V95L67 94ZM92 92V93H91ZM167 92V93H166ZM237 92V93H236ZM23 93V94H22ZM64 93V94H63ZM74 93H76V94H74ZM88 93H91V95L90 94H88ZM131 93V94H130ZM130 95H134L135 94V91H133V90H131L130 91ZM22 94V95H21ZM63 94V95H62ZM77 94V95H78ZM94 94L96 95V93L94 92ZM232 94V95H231ZM17 95H18V97H17ZM21 95V96H20ZM61 95V96H60ZM75 96V98H74V96ZM87 95V97H85ZM113 95V94H112ZM127 96H130V95H128V94H126ZM216 95V94H215ZM229 95V94H228ZM32 96V97H31ZM72 96V97H71ZM115 96H117L118 97V95H114V96H112V98L109 100L110 101V103L113 105V103H114V101H111L112 99L114 100V98H116ZM120 97H121V99L123 100L122 102H120V104L119 105H117L116 104V102H115V107L114 106H112L111 107V105H108V108H106L104 111H103V113H99L101 116H102V114H103V116L102 117H104L105 118V116L104 115H107V113L108 112H110V113H108V114H113V117L116 115V117H114V118H118L120 115L122 116H120L118 119H119V123H121L122 124V122H124V120H123V116L125 117L124 119H126L128 116H129V113L127 112L128 110H130V109H125V111H124V98H123V94H121L120 93V95H119ZM226 97V98H223V97ZM262 96H263V94H262ZM22 99H21V98ZM79 97V98H78ZM114 97V98H113ZM126 97V96H125ZM170 97V99H168ZM44 98V99H43ZM87 98V99H86ZM148 98V97H147ZM146 98V101L145 102H148V99ZM223 98V99H222ZM262 98H264V96L262 97ZM30 99V100H29ZM86 99V100H85ZM41 100H42V102L45 100V103L43 102V104H42V102H41ZM78 100H82L81 102H79ZM213 100H215V98L213 99ZM224 100V101H223ZM33 101V102H32ZM39 101L41 102V104H38L39 103ZM169 101H172V102H169ZM92 102V101H91ZM91 102H90V104L89 105H91ZM113 102V103H112ZM163 102V103H162ZM30 103V104H29ZM80 103V104H79ZM86 103V104H85ZM160 103H162V104H160ZM35 104V105H34ZM76 103H74V105H75ZM122 104H123V106H122ZM27 105V106H26ZM88 105V104H87ZM88 105V106H89ZM117 105V106H116ZM126 105V104H125ZM161 105H163V107L161 106ZM13 106V107H12ZM77 106V105H76ZM109 106L111 107V109L113 110V111H111V109L109 108ZM119 106H121L122 107V109H123V111H124V113L125 112H127L125 115H123L124 113L122 112V109H119V108H121V107H119ZM161 106V107H160ZM166 106V107H165ZM221 107H222V105H220ZM116 107H118V109H116ZM135 107V106H134ZM159 107V108H158ZM155 108V109H154ZM170 108H168V109H170ZM11 109V110H10ZM20 109V110H19ZM38 109V110H37ZM63 109V110H64ZM110 109V110H109ZM159 109V110H158ZM117 110V111H116ZM118 110L120 111L121 110V112H118ZM127 110V111H126ZM132 110V111H131ZM131 115L128 117L130 120H132V121H130V123L131 122H134V120H135V125H134V123H131V124H133V126L136 128L137 127V125L139 124V127L140 128H138L137 127V129H134V127H133V129H134V133L135 134H137L138 136H139V139H138V141L135 139V140H132V141H130L131 139H130V134L129 133H127L126 134V136H127V140L129 141V142H127L128 143V145L127 146H136V145H140L139 147H135V148H132L131 149V152L135 155V158H134V160L135 161H137V162H135V161H133V160H130L129 161V159L127 160V159H125L124 158V160H122L123 161V163H122V161H120V165H123L124 166V169L122 170V169H120L119 167H120V165H119V167H117L118 169H120V171H118V169L117 168H115V169H117V171L114 169V171H113V169L111 170V173L113 174L114 172V175H111V184L110 183H107L106 185L104 184V183H101V182H103V177L102 176H100V174H95V178H96V180H97V184L99 185V190H101V195L100 196H97V200L96 199H94L93 200V198H90V199H86L85 201H83V203H81L79 206H74V208L72 207V213H71V217H72V221L74 222H72V224H74V225H71L69 228L70 229H68V230H66L65 231V233L66 234H68V235H70V236H73V233H74V231L77 229V230H79L80 232H83V230L86 232V235H87V239L88 240H86V241H89L90 240V236H91V234L92 233H98V236H100V238H99V240L98 241H96L94 244H90V243H86L85 244V247H84V249H83V251L81 250V251H79V253H81V255L83 256V257H86L87 255L88 256H92V255H97V256H103L105 259H107L108 260V263L109 264H196V261H197V256H196V251H197V246L196 245H193L192 243H191V240H189V237H187L186 235L184 236L183 234H179L180 236H178V235H173V236H171V237H169V243L167 244L168 245V247H167V249H166V251H163L162 249H161V245H159V241H156V243H154L155 245H150L149 246V248H146V249H144V252H141L140 254L139 253H137V251H139V248L140 247H145L146 246V244L148 243V241H149V239L152 237V233L154 232V231H159V232H162V233H164V234H167V232H166V227H167V224L165 223V214H166V212L164 211V210H161V209H151V211H150V219H148V221H150V222H146V224H144V222H143V220H144V214H142L141 215V217H142V219H140L139 220V222L137 221V224L136 225H138V228H137V226H136V230H134V229H131L127 224L125 225V216H124V213H126V211H127V209L128 208H130V207H132V205L131 204H129L130 206H128V205H126V206H124V208H123V210L122 211H120V214H119V211L116 213V214H114V215H116V216H114V220H113V222H112V230H116L117 232H119V236H118V238L114 241V242H111V244H109L108 246H104L105 244L102 242V239L104 238V236H105V233H104V227H103V224H102V210H103V208H102V204H101V197L102 196H109L110 194H111V189H112V191H113V187H114V191H113V194H115L116 195V198L118 199V201H120V202H122V203H125L126 204V202L123 200L124 198H122L121 197V195L122 194H127V193H130L131 191H133L134 190V188H135V186H134V188L131 186V182H129L128 180L130 179V177H126L125 176V174L123 173V171L125 170V168L126 167H128V168H136V166L139 164H141V163H143L146 159H148V157H150V155H151V152H150V149L147 147V145H146V140H147V137H149V133H148V131L146 130V128H145V123H147V118H146V115H149L148 113H146V114H144V113H142L141 115H142V117H141V115H139L140 113L139 112H135V110H136V108H133V106H132V108H131ZM156 110V111H155ZM165 110V111H164ZM244 108H240L239 107V112L240 113H243L244 112ZM2 111V112H1ZM5 111V112H4ZM115 111L117 112V114L115 113ZM129 111V112H130ZM148 111V110H147ZM155 111V112H154ZM218 110H216L215 109V113L217 112ZM260 111V110H259ZM11 112V113H10ZM35 112V113H34ZM107 112V113H106ZM133 112V113H132ZM143 112V111H142ZM165 112V113H164ZM261 112V111H260ZM15 113V114H14ZM68 113V114H67ZM105 113V114H104ZM118 113H119V115H118ZM120 113H122V114H120ZM137 113V114H136ZM139 113V114H138ZM151 113H152V115H151ZM202 105L201 106H199V107H197V109L194 111V113H189V115H185L184 114V116H182V118H183V120L184 121H186V119H187V117H189V121H187V123L185 124V130L183 131V133L176 139V141H175V143L176 144H178V142H179V144L178 145H180V147H178V149L179 150H177V153L178 154H176L174 151L173 152H171V154H170V156L171 157H173V156H175L174 158H176L178 155H179V159H182L183 160V162H184V165H185V163H189V161H193V164H194V168L192 169V171H193V174H195L196 175V177H195V182L197 181V183L196 184H198L197 185V187L199 188H196L197 190H193V189H191L190 187H187V190H188V192H189V195H190V200H189V198H187L189 195L187 194V195H185V196H187V197H181V196H176L172 201H170L171 202V205L173 206V210L174 211H176V213H178V214H182V215H185V213H187L188 212V208H189V206L190 205H188V204H190L191 202V196H193V198L195 199V201H198L199 203H197L196 205H197V209L195 210V213H192V215L191 216H189V218H191L190 220H189V218H187L186 219V228H188L189 227V231H191L190 233L191 234H194L195 236H196V238L198 239L199 238V242H205V243H207V242H209L210 241V243H213V242H215V240H217V237L221 234V232L220 231H222V230H224L225 228V221H224V219L222 218L221 219V226L220 227H222V228H218V229H215V230H212V229H208V228H206V227H204L203 226V220H205L204 218H205V216H206V213H207V211H208V207L207 206H209V208L210 207H215V203H217L218 201H216L217 200V197H218V195H219V193H217V192H219V190H221L222 188H224L225 187V185L226 184H224V182L226 183L227 181H225V180H239V181H241V179H242V177H243V175L245 176V178L244 179H246L247 177H248V171L247 172H245V173H242V174H240V171L239 172H235V170H232V169H234V165H236V164H238V160H239V157H240V154L238 153V149H237V146H238V144H236V142H238L239 141V139H238V141L237 140H235V139H237V138H235L236 136H238V135H236V134H239V132H240V134H241V131H240V129H238V126L237 125H231V127H229L230 125H228V127H226V128H223V129H221V128H219L218 129V121H220L221 119L220 118H222V117H220V115H216V121H217V124L215 125V126H217L216 128L217 129H215V131H213L214 132V134H215V136L213 135L212 136V138L210 139L209 137H205V136H207V135H205L206 133V131L207 130H204L203 129V127H205L204 125H205V123H206V125H209V122L206 120V116H203L202 115ZM218 113H220L221 114V116H222V114H224V115H227L228 114V112L227 111H220V109H219V111H218ZM217 113V114H218ZM127 114H128V116H127ZM138 117V119H137V117H135V115ZM163 114V115H162ZM165 114V115H164ZM257 114V115H256ZM261 114V113H259L258 111L255 113V115H256V117L255 116H253L254 118H252V121L253 122H255V123H253V127H251L252 129H250V131H252V132H250L249 130H248V132H246L247 133V135H248V137H247V135H246V139H244L245 141H246V143H248L249 142V144H246L245 143V141H244V145L246 146V148H244L243 149V152H245V151H247V150H245V149H248V151H249V154H247V155H245L246 157L243 159L244 161H245V165L249 168V170H251V168H253L254 167V162H255V160H253L254 158H250V157H252L251 156V154H253L254 156L255 155H259L260 154V146L259 145H257V146H254V148L255 147H257L256 149H254L253 150V147H252V149L251 150H253V151H251V150H249V148H248V145H250L251 144V146H253L252 145V141L253 140H255V139H257V143H259L260 144V142H258L259 141V138H261L262 139V137H263V139L262 140H264V127H263V121H262V119H263V115L261 114V121L259 120L260 119V116L259 115ZM35 115H36V117H35ZM39 115V116H38ZM81 114H78L77 116H75V119L76 120H80L79 118V116H80ZM118 115V116H117ZM139 115V116H138ZM12 116V117H11ZM199 116V118H197ZM258 116V117H257ZM3 117V118H2ZM11 117V118H10ZM18 117V118H17ZM23 117V118H22ZM82 117V116H81ZM131 117V118H130ZM139 117H140V119L142 118V123L144 124V126H143V124L141 123V121H140V119H139ZM161 117V118H160ZM220 117V118H219ZM4 118H6V119H4ZM48 118V119H47ZM69 118V119H68ZM121 118H122V120H121ZM144 118V119H143ZM156 118V119H155ZM219 118V119H218ZM259 118V119H258ZM25 121H24V120ZM84 119V117H82V120ZM136 119L138 120V121H136ZM4 120V121H3ZM10 120V121H9ZM27 120H30V121H27ZM33 120V121H32ZM48 120V121H47ZM75 120V121H76ZM115 120H117V119H115ZM160 120V121H161ZM5 122V123H4ZM10 122V123H9ZM14 122H16L15 124H14ZM20 122V123H19ZM32 122V123H31ZM47 122V123H46ZM115 122H118V120L117 121H115ZM258 122V123H257ZM12 123V124H11ZM31 123V124H30ZM204 123V124H203ZM261 125H260V124ZM41 124V125H40ZM71 126H70V125ZM202 124V125H201ZM13 125V126H12ZM35 125V126H34ZM140 125H142V126H140ZM193 125V127L194 128H190L191 126ZM4 126V127H3ZM32 126V127H31ZM65 126V127H64ZM198 128H197V127ZM202 126V127H201ZM234 126V127H233ZM256 126H258L257 127V129L258 128H261L260 130H263V131H260L259 129H258V131H260V133L258 132V131H256L257 129H256ZM261 126V127H260ZM20 127H22V131H20L21 130V128ZM44 127V128H43ZM145 128V130H144V128ZM200 127H201V129H203V131H200L201 129H200ZM206 127H208V126H206ZM48 128V129H47ZM59 128V129H58ZM63 128H64V131H63ZM195 128H197L196 130H195ZM235 128V129H234ZM35 129H36V131H35ZM42 129L44 130V131H42ZM142 129V130H141ZM194 129V130H193ZM200 129V130H199ZM212 129H214V128H212ZM225 129V130H224ZM231 129V130H230ZM233 129V130H232ZM8 130V131H7ZM17 130H19V132L17 131ZM66 130H67V132H66ZM70 130V131H69ZM137 130V131H136ZM138 130H140L141 132H139ZM235 130V131H234ZM238 130H239V132H238ZM41 131V132H40ZM59 131V132H58ZM196 133H195V132ZM4 132V133H3ZM57 132V133H56ZM97 132V131H96ZM139 132V133H138ZM200 132V133H199ZM201 132H203V133H201ZM236 135H234L233 133ZM11 133V134H10ZM30 135H29V134ZM100 134V131H98L97 133H94V134ZM249 133V134H248ZM256 134V136H257V138H255L254 139V137H256V136H254V135H252V134ZM260 135H259V134ZM61 134V135H60ZM67 134V135H66ZM69 134H70V136H69ZM93 134V135H94ZM98 134V135H99ZM147 134V135H146ZM193 134L195 135L193 138H194V140L196 139V142L194 143H189L188 144V141H187V138H186V136L187 135H189L190 137L191 136H193ZM239 134V135H240ZM250 134H251V136H250ZM19 135V136H18ZM62 135H64V136H62ZM128 135H129V137H128ZM142 135V136H141ZM203 135H204V137H203ZM217 135V136H216ZM230 137H229V136ZM232 135V136H231ZM259 135V136H258ZM9 136H10V138H9ZM19 137V138H17V137ZM23 136V137H22ZM48 136V137H47ZM69 136V137H68ZM94 136H97V135H94ZM101 135H99L98 137H97V141H101V138H102V136L100 137ZM167 136H168V134H167ZM199 136V137H198ZM226 138H225V137ZM261 136V137H260ZM47 137V138H46ZM100 137V138H99ZM198 137V138H197ZM217 137V138H216ZM229 137V138H228ZM239 137V136H238ZM249 137H253V139H251V138H249ZM259 137V138H258ZM15 138V139H14ZM45 138V139H44ZM61 138V139H60ZM145 138V139H144ZM208 139V141H207V143L206 144H204V142H206V140H204V142L202 141V140H200V139ZM232 138V140H230ZM240 138V137H239ZM12 139V140H11ZM43 139V140H42ZM48 139V140H47ZM201 141H199V140ZM219 139V140H218ZM261 139H260V141H261ZM11 140V141H10ZM45 140V141H44ZM57 140H59V141H57ZM142 140V141H141ZM230 140V141H229ZM252 140V141H251ZM8 141H10V142H12V143H9ZM29 143H28V142ZM47 141V142H46ZM52 141V142H51ZM61 141V142H60ZM69 142V147H67L66 148V144H68V143H66L65 144V142ZM99 141V142H100ZM199 141V142H198ZM232 141V142H231ZM234 141H235V146H234ZM16 142V143H15ZM19 142H20V144H19ZM32 142V143H31ZM55 142H57V144L55 143ZM62 142H64V144H62ZM74 142V143H73ZM132 142V143H131ZM185 142V143H184ZM203 142V143H202ZM254 142V141H253ZM41 143V144H40ZM186 143H187V145H186ZM255 143V142H254ZM253 143V144H254ZM257 143H255V144H257ZM4 144V145H3ZM6 144V145H5ZM16 144V145H15ZM29 144H30V146H29ZM34 144V145H33ZM49 144V145H48ZM59 144H60V146L62 145V146H64V147H60L59 146ZM71 144H72V146H71ZM73 144H74V148H73ZM196 144V145H195ZM202 145L203 144V146L201 147V146H199L198 147V145ZM224 144V145H223ZM254 144V145H255ZM8 145V146H7ZM36 145V146H35ZM76 145H77V143H76ZM181 145H182V147H183V145L185 146H187V147H183V148H181ZM193 145V146H192ZM196 147H195V146ZM40 146V147H39ZM43 146V147H42ZM55 146V147H54ZM250 146V147H251ZM259 146V147H258ZM43 149H42V148ZM47 147H48V149H47ZM129 147H128V149H129ZM190 149H189V148ZM193 147H194V149H193ZM224 147V148H223ZM56 148V149H55ZM60 148V149H59ZM137 148V149H136ZM184 148H186V149H184ZM188 148V149H187ZM197 148H199V150L197 149ZM17 149V150H16ZM33 150V152H32V150ZM35 149V150H34ZM37 149V150H36ZM66 149L68 150V152L66 151ZM76 149V150H75ZM184 149V150H183ZM235 149H237V150H235ZM258 149V151L259 152H256V150ZM29 150V151H28ZM48 150V151H47ZM58 150H59V152H58ZM62 150V151H61ZM64 150V151H63ZM90 150V151H89ZM88 150V152L87 151H85V152H82L80 155L81 156H83L82 157V159H83V161L81 162V163H83V162H87V161H89V159L90 158H92L93 157V154L92 153H94V151H92L91 149H89ZM187 150H188V152H187ZM190 150V151H189ZM245 150V151H244ZM20 151V153H18ZM30 152V153H28V152ZM36 151V152H35ZM66 151V152H65ZM179 151V152H178ZM251 151V152H250ZM254 151H255V153H254ZM11 154H10V153ZM57 152V153H56ZM100 152H101V150H100ZM181 152V153H180ZM183 152V153H182ZM189 152H191L190 154H189ZM196 152V153H195ZM214 152L217 154H214ZM5 155H4V154ZM37 153V155H35ZM59 153H60V156H59ZM66 153V154H65ZM70 153V154H69ZM84 153V154H83ZM257 153H259V154H257ZM53 154H55V155H53ZM175 154V155H174ZM181 154V155H180ZM187 155V157H189V159L188 158H186L185 157V155ZM239 154V155H238ZM16 157H15V156ZM22 155V156H21ZM24 155H26V157H24ZM33 155V156H32ZM67 155V156H66ZM69 155V156H68ZM73 155V156H72ZM86 155H88V157L86 156ZM101 154H97V157H98V160H99V158L101 159V157L102 156H100ZM177 155V156H176ZM228 155V156H227ZM36 156V157H35ZM39 156V157H38ZM47 156V158L45 159V157ZM51 156V157H50ZM55 156V157H54ZM87 157V159H86V157ZM90 156V157H89ZM3 159H2V158ZM41 157V158H40ZM50 157V158H49ZM57 157V158H56ZM60 157V158H59ZM66 157V158H65ZM70 157V158H69ZM74 157V158H73ZM85 157V158H84ZM185 157V158H184ZM191 157V158H190ZM216 157V158H215ZM19 160H18V159ZM33 158V159H32ZM59 158V159H58ZM68 158V159H67ZM73 158V159H72ZM37 159V160H36ZM53 159V160H52ZM55 159V160H54ZM178 159V157L176 158V160L178 161V164H177V170L173 173V174H171V170L170 169H168V168H163V167H158V168H160L161 169V171H162V186L160 187L164 192H163V195H162V197H157V198H153V200L151 201L152 203H156L157 201H158V203L161 205V204H163L166 200H167V197H168V195H169V193H170V188H171V185H172V180H174V181H177L178 180V178H179V172H180V170L182 169V166H183V162H182V160L180 161ZM186 159L188 160L187 162H186ZM211 159H213V160H211ZM6 160V161H5ZM10 160V161H9ZM21 160V161H20ZM60 160H61V163H60ZM69 160V161H68ZM86 160V161H85ZM215 160V161H214ZM218 160V161H217ZM228 160V161H227ZM16 161V162H15ZM23 161V162H22ZM37 161V162H36ZM40 161V162H39ZM50 161V162H49ZM224 161V162H223ZM4 162V163H3ZM35 162V163H34ZM46 162V163H45ZM71 162H72V165H71ZM128 162V163H127ZM140 162V163H139ZM179 162H181V164L179 163ZM214 162V163H213ZM216 162V163H215ZM20 163V164H19ZM53 163H55V166H56V168L54 167V166H52L53 165ZM56 163H57V165H56ZM85 163H83V168H82V171H79L80 173L79 174H84V164ZM122 163V164H121ZM218 163V164H217ZM219 163H221V164H219ZM228 163V164H227ZM234 163V164H233ZM13 164V165H12ZM15 164V165H14ZM19 166H18V165ZM22 164V165H21ZM25 164V165H24ZM31 164V165H30ZM50 164V165H49ZM58 164H60V165H58ZM210 164V165H209ZM214 164H215V166H214ZM233 164V166H231ZM35 165V166H34ZM62 165V167H60ZM66 165V166H67ZM71 165V166H70ZM75 165V164H74ZM74 165H73V167H74ZM80 165H82V164H80ZM79 165V166H80ZM182 165V166H181ZM206 165V166H205ZM212 165V166H211ZM217 165V166H216ZM14 166H15V168H14ZM17 166V167H16ZM24 166V167H23ZM37 166V167H36ZM50 166H52V167H50ZM116 166H118V165H116ZM126 166V167H125ZM155 166V165H154ZM196 166V167H195ZM200 166V167H199ZM19 167V168H18ZM40 167V168H39ZM57 167H59L58 169H57ZM82 167V166H81ZM81 167L79 168L80 170H81ZM122 167V166H121ZM156 167V166H155ZM215 168V169H213V168ZM233 167V168H232ZM11 168V169H10ZM31 168V169H30ZM49 168V169H48ZM60 168H62V169H60ZM205 168V169H204ZM208 168H209V170H208ZM211 168V169H210ZM219 168H220V170H219ZM231 168V169H230ZM21 169V170H20ZM25 169V170H24ZM52 169V170H51ZM55 169H57V171L55 170ZM61 171H60V170ZM65 169V168H64ZM0 170H3V169H0ZM14 170H16V171H14ZM35 170V171H34ZM202 170H204V171H202ZM215 170V171H214ZM217 170H218V172H217ZM225 170V171H224ZM34 171V172H33ZM38 171V173L37 174H39V175H37L36 174V172ZM40 171V172H39ZM62 171H63V173H62ZM113 171V172H112ZM13 172V173H12ZM19 172H21V174L19 173ZM24 172V173H23ZM29 172V173H28ZM30 172H32L31 174H30ZM122 172V173H121ZM204 172V173H203ZM206 172V173H205ZM2 173V172H1ZM40 173H43V174H40ZM45 173V174H44ZM57 173V174H56ZM120 173L122 174V175H120ZM203 173V175H201ZM208 173V174H207ZM216 173V174H215ZM238 173H239V175H238ZM9 174V175H8ZM17 174V175H16ZM30 174V175H29ZM78 174V176H80ZM81 174V175H82ZM232 176H231V175ZM235 174V175H234ZM245 174H247V176L245 175ZM1 175V177H0V183H2L4 180H5V176L3 175V174H0ZM23 175V176H22ZM59 175V174H58ZM57 175V176H58ZM99 175V176H98ZM211 175V176H210ZM229 175V176H228ZM241 175V176H240ZM13 176L15 177L14 179H16V180H14L13 179ZM19 176H21V177H19ZM26 176V177H25ZM30 176V177H29ZM36 178H35V177ZM38 176V177H37ZM43 176V177H42ZM117 178H116V177ZM119 176V177H118ZM120 176H122V177H120ZM204 176V178H202ZM210 176V177H209ZM216 178H214V177ZM224 176V177H223ZM226 176H227V178H226ZM234 176V177H233ZM236 176V177H235ZM16 177H18V178H16ZM41 177V178H40ZM55 177V178H54ZM76 177V176H75ZM172 177V178H171ZM229 177V178H228ZM231 177H233L232 179H231ZM3 178H4V180H3ZM202 178V179H201ZM210 178V179H209ZM38 179V180H37ZM43 179H44V181H43ZM55 179H57V180H55ZM99 179V180H98ZM117 179H118V181H119V183L117 184ZM201 179V180H200ZM204 179V180H203ZM2 180V181H1ZM42 180V181H41ZM62 180V181H61ZM123 180V181H122ZM199 180V181H198ZM18 181V182H17ZM40 181H41V183H40ZM57 181H58V184H60V185H58L57 184ZM202 181V183L203 182H206L205 184H201V185H203L204 187H205V189L203 188V187H201V185H200V183H198V182H201ZM209 181V182H208ZM211 181V182H210ZM214 183H218L217 185H219V186H217L216 184H214ZM218 181V182H217ZM221 181H223V182H221ZM10 182V183H11ZM30 183V185H29V183ZM53 182V183H52ZM101 183V184H100ZM135 183V182H134ZM222 183H223V185H222ZM12 184H14V183H12ZM18 184V185H17ZM35 184V185H34ZM110 184V185H109ZM116 184V185H115ZM153 184H155V183H153ZM212 184V186H210ZM56 185V186H55ZM113 185V186H112ZM123 185V186H122ZM135 185L137 186V184L135 183ZM216 185V186H215ZM104 186V187H103ZM116 186V187H115ZM206 186H207V188H206ZM215 186V187H214ZM223 186V187H222ZM40 187V188H39ZM35 188V189H34ZM44 188V187H43ZM56 188V189H55ZM61 188V187H60ZM201 188H202V191H200L201 190ZM217 188H220V189H217ZM109 189V190H108ZM211 189H212V191L214 190H216L215 191V193L214 192H212L211 191ZM105 192H103V191ZM124 190V191H123ZM128 190V191H127ZM203 190H205V191H203ZM110 191V192H109ZM193 191L195 192V194L193 195ZM206 191H208V192H206ZM56 192V191H55ZM55 192H54V194H55ZM100 192V191H99ZM123 192V193H122ZM127 192V193H126ZM152 189L150 188V192H149V196H147L148 198H150V197H152ZM197 192H199L200 193V196H201V198L200 199H198V200H196V195L198 194ZM202 192V193H201ZM204 192H205V194H204ZM52 193H53V191H52ZM108 193H110V194H108ZM122 193V194H121ZM141 192H139V193H136V194H133V195H135L136 197H143V196H141V195H139ZM210 193V194H209ZM212 193H213V195H212ZM100 194V193H99ZM208 194V195H207ZM215 194V195H214ZM36 195V196H35ZM56 195H58V194H56ZM210 195V196H209ZM58 196H56V198H57ZM100 197V198H99ZM210 197H211V199H210ZM99 198V199H98ZM183 198V199H182ZM186 198V200H184ZM209 199V200H208ZM218 199H219V197H218ZM182 200H183V202H182ZM207 200V201H206ZM214 200V201H213ZM206 201V202H205ZM40 202V201H39ZM39 202H36V203H39ZM86 202V203H85ZM212 202V203H211ZM143 203H144V201H143ZM143 203H141L140 205H142ZM186 203V205H184ZM210 204V205H209ZM218 204V203H217ZM85 205H87V206H85ZM93 205V206H92ZM205 205V206H204ZM211 205H213V206H211ZM37 204H36V206H33L31 209H30V211L29 212H31V213H27V214H29V215H22V217L20 216V218L18 217L17 219H15V220H13L12 222L10 221L9 223H8V219H6V218H9L10 216H9V214H7V213H9V211H11L10 210V208H8L9 209V211L7 212V207H1L0 208V211L1 212H3L2 210L5 208V210H6V212H3V213H0L1 215H0V264H14L16 261H17V259H19L20 258V255H21V251H20V249H22L21 247V245L24 243H22L21 244V241H25V236H24V232H25V230L27 229V225H26V223H28V222H30V221H32V218L35 216L34 214H36V210H38V209H36L37 208ZM82 206V207H81ZM84 206V207H83ZM198 206H200L202 209H203V211L201 212V210H200V207H198ZM218 206V205H217ZM80 207V208H79ZM83 208V209H82ZM191 208V207H190ZM178 209V210H177ZM199 209V210H198ZM214 209H216V207L214 208ZM4 210V211H5ZM219 210V206L217 207V209L215 210L216 212H219L220 213V210ZM35 211V212H34ZM76 211V212H75ZM124 211V212H123ZM197 211H198V213H203L202 215H203V217H202V215L201 214H198L197 213ZM34 212V213H33ZM78 212H79V214H78ZM91 212V213H90ZM123 213V215H122V213ZM194 212V211H193ZM4 213H6V214H4ZM33 213V214H32ZM11 214V213H10ZM77 214V215H76ZM92 214H93V216H96V218H97V228H95V229H93V231L91 232V231H88L87 230V224H88V222L90 221V219L92 218ZM196 214H198V215H200L199 217H196ZM4 215H6V217L4 216ZM31 215H33V216H31ZM122 215V216H121ZM147 215V214H146ZM145 215V216H146ZM197 215V216H198ZM205 215V216H204ZM9 216V217H8ZM80 216V219L78 218ZM118 216H120V217H118ZM4 217V218H3ZM25 217V219H23V220H25V222L21 219V218H24ZM54 217V218H53ZM116 217V218H115ZM122 217H124V218H122ZM192 217H193V219H192ZM194 217H195V220H194ZM202 217V218H201ZM223 217V216H222ZM53 218V219H52ZM57 218V216H52V217H50V220H51V222L53 223V225L51 224V227H50V230H53L54 229V224L56 223V221L58 220V219H56ZM238 218H239V220H238ZM3 219V220H2ZM28 219L30 220V221H28ZM198 219V220H197ZM200 219H202V220H200ZM2 220V221H1ZM6 220H7V222H6ZM19 220L21 221L22 220V222H19ZM50 220H49V222H50ZM189 220V221H188ZM192 220V221H191ZM235 220H237L238 222H240V221H242V220H240V217H236L235 218ZM7 223V224H5V222ZM15 221V222H14ZM115 221V222H114ZM120 221V222H119ZM141 221V222H140ZM194 221V222H193ZM3 222H4V225H3ZM13 222H14V224L16 223V225H19V223L21 224L22 223V225H24V227L22 226V228H18V227H16V225H14L13 224ZM118 224H117V223ZM191 222H193V223H191ZM198 222H199V225H200V222L202 223L201 225H200V227H198L199 225H198ZM11 224H12V226H11ZM122 225V224H124V226L125 227H123V226H120V225ZM143 224V225H142ZM188 224H190V225H188ZM145 225H150V226H145ZM140 226V227H139ZM142 226V227H141ZM192 226V227H191ZM14 227H16V229H14ZM202 227H204V228H202ZM12 228V229H11ZM25 228V230H24V232H23V230L22 229H24ZM116 228V229H115ZM120 228V229H119ZM122 228V229H121ZM148 228V229H147ZM206 228V229H205ZM10 229H11V231H10ZM14 229V230H13ZM19 229V230H18ZM119 229V230H118ZM193 229H194V231H193ZM205 229V230H204ZM221 229V230H220ZM13 230V231H12ZM111 230V231H112ZM216 230H218V231H216ZM17 231V232H16ZM20 231V232H19ZM23 232V233H22ZM45 232L46 231H44L42 234H41V236L39 237V241L37 242L38 243V247H36V245H34L35 247L34 248H36V250H41V248H43V247H41V246H45L46 244H47V241H46V243L44 242L45 240H47V239H45V236L47 237V235H45ZM203 232V233H202ZM209 232V233H208ZM217 232L219 233L218 235H217ZM12 233H14V234H12ZM22 235H20V234ZM134 233V234H133ZM208 233V234H207ZM212 233V234H211ZM17 234H18V236H17ZM206 236H205V235ZM181 235H183L184 236V238H183V236H181ZM210 235V236H209ZM212 235V236H211ZM215 235V236H214ZM17 236V237H16ZM24 239H20L21 237ZM200 236V237H199ZM16 237V238H15ZM42 238V239H41ZM137 239V240H136ZM179 239V240H178ZM184 239V240H183ZM202 239V240H201ZM209 239H213V241L212 240H209ZM9 241L10 243H11V245H9L8 247L5 245V243H6V241ZM181 240V241H180ZM189 240V241H188ZM201 240V241H200ZM41 241V242H40ZM177 241V243H175ZM186 241V242H185ZM212 241V242H211ZM18 242H19V244H18ZM40 242V243H39ZM188 242V243H187ZM43 243H44V245H43ZM179 243H181V244H179ZM224 243V242H223ZM223 243H221V247H223V246H225V247H223V248H226V244L224 243V245H223ZM15 244H17V245H15ZM175 244V245H174ZM177 244H179L181 247H184V251L182 250V253H181V251H179V250H177V248L178 249H180V247H178V245ZM188 244V245H187ZM190 244V245H189ZM208 244V243H207ZM21 247H20V246ZM127 245H128V247H127ZM169 245H171V246H169ZM229 245H230V243H229ZM6 246V247H5ZM73 246V245H72ZM173 246H175V247H173ZM187 246V247H186ZM196 246V247H195ZM227 246H228V243H227ZM9 247H10V249H9ZM20 247V248H19ZM39 247H41V248H39ZM169 247H171V248H169ZM186 247V248H185ZM39 248V249H38ZM127 248V249H126ZM175 248V249H174ZM192 248V249H191ZM193 248H195V250L193 249ZM170 249V250H169ZM162 250V251H161ZM193 250V251H192ZM20 251V252H19ZM171 251H172V253H171ZM178 251V252H177ZM190 253H189V252ZM222 251V250H221ZM221 251H219L220 252V254H221ZM174 252H175V254H174ZM177 252V253H176ZM180 252V253H179ZM7 253V254H6ZM144 253V254H143ZM2 254H4V255H2ZM19 254V255H18ZM43 255V258L45 257V258H47V260H49V255L50 254H48V252H44V253H42ZM179 254V255H178ZM183 254V255H182ZM193 254V255H192ZM219 254V253H218ZM216 255L215 257H216V259H215V257H214V261L212 262H209L210 264H216V260H217V264H220L222 261V259L220 258V259H218L219 257H220V255ZM12 255V256H11ZM142 255H143V257H142ZM176 255V256H175ZM222 255V254H221ZM8 256V257H7ZM19 258H18V257ZM155 256V257H154ZM157 256V257H156ZM174 256V257H173ZM184 256V257H183ZM218 256V257H217ZM79 257V256H78ZM151 257V258H150ZM178 257H180V258H178ZM138 258H140V260L138 259ZM153 258V259H152ZM157 258V259H156ZM164 258V259H163ZM190 258V259H189ZM222 258H223V256H222ZM1 259H2V261H1ZM7 259V260H6ZM10 259V260H9ZM6 260V261H5ZM46 260V261H47ZM152 260V261H151ZM168 261V263H167V261ZM171 260V261H170ZM174 260V261H173ZM178 260V261H177ZM182 260V261H181ZM186 262H185V261ZM36 259H35V261H34V264H36ZM94 261L96 262V264H101L100 263V259L99 258H95L94 259ZM142 261V262H141ZM184 261V262H183ZM190 261V262H189ZM220 261V262H219ZM10 262V263H9ZM124 262V263H123ZM140 262V263H139ZM38 263V262H37Z\"/></svg>","mask_w":264,"mask_h":264},{"label":"crops","instance_id":"obj_3","mask_svg":"<svg viewBox=\"0 0 264 264\" xmlns=\"http://www.w3.org/2000/svg\"><path fill=\"white\" fill-rule=\"evenodd\" d=\"M254 18H255V16H253V20H254ZM243 20H244V25H246V30H245V32H246V34H247V32H248V27H249V25H247L248 24V22L246 21V19H245V16H244V18H243ZM254 23H253V21L250 23V25H253ZM247 100H254V101H256V97L253 95V94H249V97H248V99ZM153 180L154 181H156V183L155 184H152V186H151V189H152V191H157L158 190V188H160L161 187V183H162V171H161V173H157V174H155L154 176H153ZM131 182V186L132 187H134L135 186V184H134V182L133 181H130ZM125 195V196H124ZM139 195H141V196H143V197H136L135 195H131L130 193H128V194H122L121 195V197L122 198H124L123 200L126 202V204H125V206L126 205H128V206H130L129 204H131V205H140L141 203H143V201H145V199H146V196H145V194H144V190L143 191H141V193L139 194ZM127 200V201H126ZM136 202V203H135ZM92 245V244H91Z\"/></svg>","mask_w":264,"mask_h":264}]
</instances>
